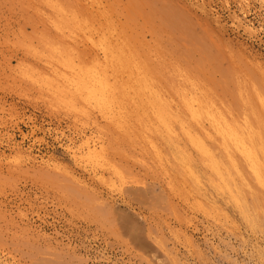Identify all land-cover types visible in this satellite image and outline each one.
<instances>
[{
	"label": "rangeland",
	"instance_id": "obj_1",
	"mask_svg": "<svg viewBox=\"0 0 264 264\" xmlns=\"http://www.w3.org/2000/svg\"><path fill=\"white\" fill-rule=\"evenodd\" d=\"M1 1H2V5L0 6V54H1V56H0V66H4V64L6 63V66H2V67H0V68H2L1 69V71H3V73L0 71V106H2V108L0 107V123H2L3 121H4V123H2V124H0V136H1V134L3 135V136H5L6 135V133L8 132V133H10V132H14V131H16L15 130V125H14V127L12 126L13 124H11V123H16V122H18L19 124H20V126L23 128L22 129V133L23 134H26L28 137H29V135H31L30 133H32V131H29V130H31V129H29L30 127H28V125H26V129H25V126L23 127V122L25 123L26 121L27 122H31V120H29L28 119V117L29 118H31V119H35L36 120V125L38 126L39 124V128H42V132L41 131H39L38 133H35V135L32 133V135H33V137H32V135L29 137V138H27L26 140H25V142L26 143H24V144H22V146L23 147H21V152L22 151H24L25 153L23 154V152L21 153L22 154V156L24 157H22L23 159H25V160H23L22 158H20L19 159V157L21 156V154L19 153V154H17L18 153V151L17 150H15V151H17L16 153H15V151H13V153L11 152V151H9V154H8V151L4 148V150H3V146H4V144H0V153H1V159H5V163L6 162H10V163H12L13 165H15V163H13V162H16V163H18V161L17 160H20L19 162H20V167H16V166H14V168H13V165L12 164H8V163H6L5 165H4V171H5V169L8 171V172H10V173H12L11 171L13 170V169H15V173H13L12 175H10V179H9V176H7L8 175V172L6 171V172H4L5 173V176L3 175V177H6L7 179V182H6V180L5 179H2V181H1V183H0V194L2 193V194H4V192H5V194L4 195H0V210H1V214H3V220L6 218V217H8L7 215H9V217H10V219L12 218V217H14V219H13V221L15 222V223H17V224H15L12 220H11V222H9L10 221V219H9V217L8 218H6V221L4 220H2L3 221V224L2 223H0V225H4V222H6L7 223V221H8V223L9 224H13L11 227H10V225H9V227L8 226H1L0 227V236H1V238H0V240L2 241V243H3V247H2V243H0V245H1V247H0V262H2L3 260H4V262H6V263H8V264H17L18 262H20L21 264L23 263V262H25V263H23V264H29L31 261L32 262H34L33 264H35V263H37V264H40L41 263V261L43 262V260L45 261V264H48V262H50L49 264H53V263H56V264H58V261L60 262V261H63V262H60V264H64V260L67 262V264H68V262H69V264H71L72 262V264H79L80 262H82V263H86V261H84V257L86 258V256H85V254L84 253H81V255L79 254V253H77V254H73V251H72V247L75 249L76 248V250H77V248H79L80 247V243H79V241H80V239H82L84 236H82L81 235V237H77V236H79L78 234H77V232H79V233H81L82 234V232H84L85 231V229H86V224L89 222V220L88 219H86L85 217L84 218H82L83 219V221H82V219H81V217L82 216H84L85 214H82L80 211H82L80 208H77V211H76V214L74 215V216H76V218L75 217H72L71 216V213L69 212V213H67V211L65 212V210H67L65 207H64V205L63 204H65V203H63L62 204V211L60 210L61 208H58V214L56 215L57 217L56 218H50L49 220L51 221H53V222H58V226L57 227H59V229L56 227L55 228V230H54V228L53 227H51V229H47V230H43V228H44V224H42V226H41V223H42V221H38L39 219H37V217H35V216H32V215H30L29 217V219H33L34 221H32V223H30V226L28 225V227L29 228H31V231H30V229H27V231H25V233L24 234H19V231L21 232V233H23V231L26 229V228H28L27 226H26V223L24 224V223H22L21 224V222H20V220H19V216H17V217H15L17 214L15 213L16 211H18V210H16V206H14L13 207V209H10V208H8V209H5V207H2V206H4V204L2 205V203H11L10 201V197H11V199H13L17 204H20V203H18L19 202V200H20V197H21V195L22 196H24V198L26 197H28V198H34V197H41V195H40V193L38 192V194L36 193V191H35V185L37 186H41V185H43V186H45V180H42L41 179V185H39V183H40V179L38 178L37 180H35L33 177V175L31 174V171H32V173L34 174V172L35 171H38V169H37V167L38 166H40V165H42L41 167H39V168H41V169H39V171L38 172H41V170H42V168H45V169H43V171H45L46 169H50V167L48 168V166L45 164V162H47V163H49L50 164V166L52 167L53 165V163L54 164H56L57 162L60 164H56V165H58V166H60L61 168H62V170L64 169V167H66L65 165H67V169H64V173L65 174H67V173H69V171L70 172H72L73 174L75 173V171L77 172H79V173H75L74 174V176H78L77 178L81 181H84L85 180V183H87L88 181H93L92 180V177H93V174L91 173V171L92 172H99V176H103V184H100V183H102V182H98V180L96 181V179H95V181L99 184V186H98V188H100L99 189V191L100 192H102V193H109V194H111V191L113 192L112 193V195L113 196H116L115 198H117V199H122V193L120 192V193H118L119 191H118V187H119V185H121L122 184V182L123 181H120L119 182V179H121V180H125L127 177H129V171L132 169V171H134L135 172V170L137 171V169L141 172V178L142 177H144V175H143V171L144 170H146L145 171V175H146V172L148 171V173L149 174H152V173H150V172H152L151 170L149 171L148 170V168L149 167H147V164H146V162L147 163H149L150 161H151V159L153 158L154 160H153V166H155V164L154 163H156V161L158 160L159 161V159H157V158H159V157H157L156 158V156H154V154L151 152L152 151V149H150V147L149 146H147L148 145V143H147V141L145 140V139H143L142 140V142L141 141H139V143H140V146L142 145V146H144V148L143 147H141V148H143L144 149V152H143V154L142 153H140V154H142L143 155V159L145 160L144 161V164L145 165H143V166H146V169H145V167H144V169L142 168L141 169V164H140V166H137V163H138V161H139V163H143V160L141 159L140 160V158H141V155L140 154H138L139 152V150L141 151V149H136V150H133V148H132V150H131V148H129V147H127L128 145H126V146H124V150L126 149V153H132V155H134L135 154V152L134 151H137V155L135 154L134 155V158L133 159H128L129 161V163H128V166H126L127 165V163H124V161H123V159L121 160V161H119V159H121L119 156H117L116 157V155H113V153L112 152H116V149H119V151H121V153L123 152V150L121 149L122 147H121V144H122V140H121V137L118 139L117 138V136L119 135V136H122V135H120V133L122 134L123 133V131H124V129L121 127L122 125H123V123H124V125H125V122L128 120V118H130L129 119V121H127L126 122V126L125 127H127V126H129V124L131 123L133 126H135L137 129H138V127L136 126V123H137V125L139 126V129H138V132L141 134V133H145V131H149L150 129H154V126H155V128H156V130H158V127L160 128V129H163V127H165L164 126V124L168 121V119H167V116H165L166 117V122L164 123H162L161 125H160V123H158L157 122V120L156 119H154L156 122H157V124H156V122H154V120L152 121V122H149V121H151V119H148L149 117L151 118L152 117V115L150 116V114L151 113H153L152 112V109L150 108V110H151V112L150 111H148L149 110V107H151L149 104L148 105H145V109H144V106L142 107V104L144 103V100H142L143 101V103H139V101L141 102V100L139 99V101L137 100V102L136 103H138L139 105H137L136 103H134L133 105H129V104H127L126 102H128L129 100H130V98H128L127 99V97L122 93V90L120 89L119 90V84L120 83H122V39H125V40H127V43H129V44H131L132 46H134L135 47V49L136 50H138L137 51V53H143L142 51H143V49H146V48H143L142 47V44H141V41L142 42H144L146 45H148L149 47H150V44L152 43L153 45H151L152 47H155L154 49L156 50V48L158 47H156V46H154V45H156L157 43H160V45H161V48H162V50L161 49H159V47H158V49L159 50H161V52L163 53L164 51H165V54L167 53V51L165 50V49H167L168 50V53L166 54V55H164L165 57H166V59H167V55L169 54V61L171 62L172 61V58H171V47L172 46H169V44L171 45L172 44V39L170 40V41H167L168 39H167V35H166V31L167 32H169V30H171V32L173 31V29H174V31L173 32H175V33H173L172 32V34L174 35V34H176V31L177 32H179L180 33V31H178L177 29H180L181 27H179V25H178V27L179 28H177V29H175L176 27H174L173 25H171L170 23L174 20V19H178L177 21H179V20H181L180 22H179V24H181V26L182 27H184V26H187V24H188V27L190 26L191 27V25L193 24V26H194V28H193V31H194V33L193 34H200L201 35V33H203V32H208V33H210L212 36H213V39H214V41H216V44L219 46V49H220V52H222V53H225L226 55H227V57L229 56V55H231L233 58H237V57H241L244 61H242V59H240V61H241V63L240 64H242L243 62V64L242 65H244V67H246V68H248L249 69V71L250 70H252L253 69V67H254V69L252 70L253 72L255 71V72H257L258 71V69H261V70H263L264 69V0H150V2H148L149 0H99V2L97 1V0H82V1H85V3L83 2H81V4L82 5H87V3H89L87 6L89 7V10H87V11H82V12H78V10H77V12H73L74 11V9L71 11V13H70V15H69V9L71 8V7H73V6H75L76 5V3H73V4H70V3H67V1H63V0H46L47 2H45V3H43L44 1L43 0H41V2L40 3H43V4H38V2H39V0H38V2L36 1V0H16V2L13 0H5V1H3V0H0V4H1ZM12 1V2H11ZM28 1V2H27ZM33 1V2H32ZM37 3H36V2ZM52 2V4H50L49 5V2ZM69 1H72V0H69ZM86 1H87V3H86ZM96 1V2H95ZM153 1V2H152ZM154 1H155V3H154ZM172 1V2H171ZM5 3V6L3 7V5H4V3ZM6 2H9V4L8 3H6ZM92 2H94L95 4H96V6L94 5V8H92L91 7V4H92ZM130 2V3H129ZM166 2H170L169 3V5L168 4H166ZM17 3L18 4V6H17V4L15 5V4ZM33 3V4H32ZM46 3H48L47 5H46ZM147 3H149V4H151V5H153V9L150 7V9L148 8L149 6H148V4ZM14 4V5H13ZM25 4H27V5H25ZM37 4V6L39 7V8H42L43 9V12H41L42 10H40V9H38V7H36L35 5ZM156 4V6L158 7V8H156V6H154ZM161 4H163L162 5V8H166L167 6H168V10L167 9H165V12L164 11H162V10H164V9H162L161 8V12H164V15H162L161 13H158L159 14V16H157V13H156V11L155 10H157V12L158 11H160V5ZM46 5V6H45ZM57 5H60V6H57ZM68 6V8L69 9H67L66 7ZM150 5V6H151ZM24 7V10L22 9L23 7ZM35 6V7H34ZM45 6V7H44ZM47 6H49V8H47ZM51 6V7H50ZM55 6H56V8H55ZM77 6V5H76ZM81 6V5H80ZM80 6H78L79 8H80ZM166 6V7H165ZM173 6H174V8L176 9V7L175 6H177V8H181V11H183V12H181L180 10V14L178 13V11H176L175 12V10H174V8H173ZM13 7V8H12ZM17 7V8H16ZM20 7V8H19ZM22 7V8H21ZM29 7V8H28ZM53 7V8H52ZM58 7V8H57ZM78 7L76 8V9H78ZM155 7V8H154ZM16 8V9H15ZM63 8H65V9H63ZM147 8V9H146ZM25 9H26V11L28 12V13H26V11H25ZM27 9H29V10H27ZM56 9H57V11H59V12H56ZM62 9V10H61ZM172 9L174 10V11H172ZM68 11V15L66 14L67 12L66 11ZM147 10V11H146ZM152 10L153 12H154V15L156 14V16H155V21L153 22V20H154V15H153V17L152 18H150L149 16H150V11ZM176 10H178V9H176ZM15 11H16V13H15ZM19 11V12H18ZM25 11V12H24ZM32 11V12H31ZM38 11H39V13L41 14V13H43V15L41 14H39L38 13ZM66 13H65V12ZM24 12V13H23ZM64 12V14L66 15V16H62V13ZM72 12H73V14H72ZM147 12V13H146ZM173 12H175V13H178L177 14V16H175V17H178V18H175L174 17V15H173ZM23 13V15L25 16V18L26 19H24V17H23V15H21ZM26 13V14H25ZM33 13V15H31V14ZM44 13H46V15L44 14ZM76 13V14H75ZM168 13H170V14H168ZM28 14V15H27ZM59 14V15H58ZM61 14V15H60ZM153 14V13H152ZM152 14H151V16H152ZM181 14H183V16L185 17H183ZM18 17H23L22 19L21 18H16L17 16ZM21 15V16H20ZM26 15H27V17H26ZM35 15V16H34ZM72 15V16H71ZM162 15V18H163V21H162V19H160V16ZM167 15H168V17L170 18H173V20L172 21H169V20H171V18L168 20V17H167ZM172 15H173V17H172ZM181 15V16H180ZM187 15H188V17H187ZM39 16V17H38ZM42 16H44V17H42ZM14 17H15V19H14ZM33 17H34V20H32L33 19ZM63 17H65V18H63ZM157 17V18H156ZM32 20H30V19ZM36 18V19H35ZM149 18V19H148ZM162 21H160L159 19ZM192 20V21H190V19ZM17 19V20H16ZM151 19H153V20H151ZM19 20V21H18ZM26 20V21H25ZM149 20H151V21H149ZM18 21V22H17ZM34 21V22H33ZM161 23H160V22ZM167 21H169V22H167ZM184 21L187 23V24H185L184 23ZM21 22V23H20ZM25 22V23H24ZM30 22H32V23H30ZM144 22H148L149 23V25L151 26L152 25V29L151 28H149L148 27V25H147V23H146V25L144 24ZM150 22H151V24H150ZM156 22V23H155ZM189 22V23H188ZM191 22H192V24H191ZM5 23H7L6 25H8V24H10L11 23V25H8V27L10 26V28H11V30H10V28H7V26H5ZM13 23H15V24H13ZM18 23V24H17ZM20 23V24H19ZM23 23V24H22ZM110 23L111 24H115V25H110ZM130 23V25H128ZM153 23V24H152ZM159 23V24H158ZM162 23H164V27H163V25H162ZM21 24H22V26H21ZM28 24V25H27ZM35 24V25H34ZM45 24V25H44ZM173 24V23H172ZM5 27H4V26ZM30 25V26H29ZM48 25V26H47ZM49 25H51V26H49ZM52 25H58V26H56V27H59V25H60V28L58 29V28H56V30L57 31H55L54 30V26H52ZM2 26H3V30H2ZM28 26H29V28H28ZM115 26V27H114ZM146 26V27H145ZM173 26V27H172ZM192 26V27H193ZM20 27V30L19 29H17V28H19ZM32 27L33 28H35L34 29V31H33V29H32ZM51 28V32H47V31H49V29ZM149 29H148V28ZM158 27H160L159 29H158ZM167 27L168 28H170V29H168V30H166L167 29ZM7 28V29H6ZM22 28H24V29H22ZM46 28V29H45ZM141 28L143 29H145L146 28V30H144L143 29V31L141 30ZM156 28L158 29V31L156 30ZM4 29H6V33H3V31H4ZM9 29V30H8ZM32 29V30H31ZM60 29H63V31L61 30L60 32H59V30ZM162 29V30H161ZM13 30V31H12ZM14 30H16V31H14ZM22 30H24V31H22ZM38 30H40L39 32H38ZM47 30V31H46ZM155 30V31H154ZM166 30V31H165ZM176 30V31H175ZM182 30V29H181ZM37 31V32H36ZM44 31V32H43ZM55 31V32H54ZM163 31V32H162ZM8 32V33H7ZM11 32V33H10ZM24 32V33H23ZM30 32H34V34H36V35H33L32 33H30ZM43 32V34H41ZM57 32V33H56ZM58 32H59V34H61V32H62V36L65 38V41L68 43V47L70 46V45H72V43H74V41L76 40L77 41V43L78 44H76V45H78L79 46V50H81V51H84V52H86L87 50H93V52H92V54H90V55H88V56H85V58H84V61H82V62H80V60H79V62L81 63H79V62H76V61H78V60H76L75 61V58L73 57V61H71V59L72 58H69L68 57V59L67 58H64V55H63V57H62V54L66 51L67 52V50H65L64 48H62V49H60L61 48V46H59V44L58 43H54V38H55V36H54V34L56 35V36H58ZM65 32V33H64ZM143 32V33H142ZM153 32H155V34H154V36H157V38H156V41L154 40V39H152V40H150V38H151V34L153 33ZM17 35H16V34ZM18 33L20 34V35H18ZM24 35H23V34ZM29 33H30V35H29ZM41 34V39H40V37H39V35ZM47 33H48V35H47ZM52 33V34H51ZM156 33H159L158 35H160V36H163V37H160V36H158ZM170 33V32H169ZM168 33V34H169ZM5 34H7V35H5ZM45 34V35H44ZM50 34V35H49ZM64 34H65V36H64ZM69 34V35H68ZM171 34V35H172ZM4 35L5 36H8V38H9V41L12 43L11 45H10V43H9V41L7 40V37H6V40L8 41L7 42V44L9 45H7L6 44V42H5V37H4ZM172 35V36H173ZM1 36H3V37H1ZM25 36H27V37H25ZM69 36V37H68ZM71 36V37H70ZM22 37V38H21ZM30 37H32L33 39H34V37H37V40L35 39V40H32V42H31V44H30V46H27V47H29V49H30V47L32 46V44L34 45V46H32V47H34L33 49H35V51H36V56H37V53L39 54L38 55V58H39V60H40V57H41V60H40V62H37L38 60V58L36 57V56H33L34 57V59H36V60H34V59H30V57H31V55H34V54H32L31 52L33 51V49H30V55L28 56V53H29V49L25 46V45H28L29 44V42L31 41L30 39H32V38H30ZM75 37V40L74 41H72L73 40V38ZM166 37V41L165 40H163L164 38ZM169 37H170V34H169ZM1 38H3L2 40H1ZM18 38V39H17ZM20 38V39H19ZM27 38V39H26ZM30 38V39H29ZM43 38V39H42ZM69 38H71V39H69ZM144 38V39H143ZM24 39H26V40H24ZM38 39H40V40H38ZM137 39V40H136ZM4 40V41H3ZM29 40V41H28ZM136 40V41H135ZM2 41V42H1ZM24 41L26 42V43H24ZM3 42H5V44L3 43ZM27 42H28V44H27ZM42 42V43H41ZM157 42V43H156ZM170 42V43H169ZM163 43V44H162ZM22 44H23V46H22ZM55 44V45H54ZM57 44H58V48H57ZM6 45V46H5ZM159 45V46H160ZM163 45V46H162ZM13 46H15V47H13ZM25 46V47H24ZM17 47H18V49H17ZM21 47V48H20ZM60 47V48H59ZM110 48L111 50H113L112 52V56L113 57H115V58H118V57H120L118 60H111V61H109V57H110V49L108 50H106V48ZM17 50H16V49ZM23 48V49H22ZM21 49V50H20ZM66 49H68V48H66ZM170 49V50H169ZM7 50V51H6ZM15 50V51H14ZM23 50V51H22ZM64 50V51H63ZM86 50V51H85ZM1 51H3V52H1ZM5 51V52H4ZM21 51V52H20ZM26 51V52H25ZM34 51V52H35ZM8 52V53H7ZM13 52V53H12ZM23 52V53H22ZM33 52V53H34ZM66 52L64 53V54H66ZM83 52V53H84ZM148 52H150V50H148ZM4 53V54H3ZM5 53H7V54H5ZM12 53V54H11ZM22 55H21V54ZM108 53H109V55H108ZM162 53H160L161 55H162ZM178 52H176V54H177ZM181 53H183V54H181ZM9 54H10V56H12V57H10L9 56ZM146 54V53H145ZM159 53H158V55H160ZM175 54V57L176 56H178V57H176V61H177V58H179V61H180V59H181V65L179 64V66H181V67H178L179 69H180V71H181V73L183 74V75H187V76H190V78L192 79V74H194V69L193 68H191L192 66L194 67V64H191V63H189L188 61V65H190L191 67V73H190V70L188 69V71H189V74H188V72H186V68H189V66H187V63L185 62V60L184 59H186L187 58V55L184 53V52H179L178 53V55H176ZM3 55V56H2ZM4 55H6V56H4ZM15 55H16V58H14L15 57ZM20 55V56H19ZM67 55V54H66ZM93 55H97V57H98V59L100 60V63L98 64L97 62H94L93 60H92V56ZM182 55H184V56H182ZM212 55L213 56H215L216 54H215V50H213V52H212ZM8 56V57H7ZM145 56H148V55H145ZM164 56H159V58L160 57H162V59L160 60V61H163L164 60ZM19 57H20V59H19ZM27 57H28V59H27ZM33 57H31V58H33ZM62 57V58H61ZM66 57V56H65ZM164 57V58H163ZM173 57V56H172ZM184 57V58H183ZM191 58V56H189L188 55V58ZM6 58V59H5ZM10 58H12V60L10 61V63L8 64V59ZM21 58H24L23 59V61H22V59ZM60 58L63 60V62H65L66 61V59L67 60H69L68 62H72V64H71V62L70 63H68V64H71V65H65V64H67V63H65V64H63L62 63V61H60ZM109 58V59H108ZM198 58V60H196ZM199 56L197 57H195V58H192L191 59V62H193V60H196V61H199ZM18 59V60H17ZM25 59L28 61V62H25ZM113 59V58H112ZM183 59V60H182ZM2 60H5V61H3V64H1L2 63ZM65 60V61H64ZM187 60V59H186ZM188 60H190V59H188ZM238 60H239V58H238ZM19 61V62H18ZM21 61V62H20ZM34 61V62H33ZM36 61V62H35ZM42 61H44V63L43 64H41L42 63ZM57 61H58V63H57ZM59 61H60V63H59ZM23 62V63H22ZM30 62V63H29ZM32 62H33V64L35 65L36 63V66L37 67H39V68H37V70H35L36 68H35V66L32 64ZM46 62H48V63H52L54 66H55V68H56V72H58L59 74L57 75V73L55 74V73H52L50 70H48L49 68H50V64H49V67H48V69H47V67H45L46 65H47V63ZM67 62V61H66ZM73 62L75 63V64H73ZM155 62V61H154ZM170 62H166L167 63V65H165V64H163V67L164 68H167L168 67V65L169 66H171L172 65V63L174 64V66L173 67H175L177 64H176V62H175V59H173V61L171 62V65H170ZM211 62H212V60H211ZM210 62V64L212 65V63ZM225 62H227V61H225ZM245 62H247V63H245ZM22 63V64H21ZM79 63V64H78ZM157 63V62H156ZM165 63V62H164ZM208 63V62H207ZM257 63H258V65H257ZM34 66V68L32 69V65ZM46 64V65H45ZM159 64V63H158ZM158 64H157V67H159L158 66ZM248 65V67H247V65ZM260 64V65H259ZM53 65H51V66H53ZM72 65H74V67L72 66ZM75 65H77V66H75ZM159 65H161V63L159 64ZM221 65V64H220ZM223 66H217L218 68L217 69H219V70H216L215 68H211L208 64L206 65V67L208 68V69H210L209 70V72H210V74H209V72H208V70H207V72H206V70H204L205 71V75H206V73H208V75H206V77L204 76V72H203V76L201 77L200 76V79H202L203 80V78L205 79V78H208V79H210L209 81L206 79V82L208 81V83H210V81L212 82V80H211V78L213 79V78H216L217 80H219L220 78H218V77H220L219 75H222V73H223V76H222V78H221V81H223V83H219V84H223L224 85V83H225V86L223 87V88H221L222 86L221 85H219V87L222 89H219L218 88V86H214V85H218V84H214V85H208L205 81H203V82H205V85H208V87L206 86V88H208V89H210L211 91H212V93H215V91H216V89H217V91H216V93H217V95H218V97H217V99H220V102H219V100L216 102L217 104H221L222 105V107H225V106H223L224 104L222 103V102H225V101H227V99H228V97L226 96L227 94H229L228 96H232L231 98V100H233L234 99V101H230V99H229V101H227L226 102V104L227 105H229L230 106V108H231V113L233 112H235L234 110L236 109V105L239 107V105H238V101L234 98L235 97V94H236V92H235V85L233 84V83H235V81L234 80H236L237 79V77H239V75H238V71L237 72H232V71H227L228 69V62L227 63H223L222 64ZM241 65V66H242ZM251 65H253V66H251ZM30 66V68L29 69H27V75L26 74H24V72H26L25 70H26V68H28ZM79 66V67H78ZM165 66H167V67H165ZM263 66V67H262ZM104 68V69H107V72H108V80L109 81H107V83H108V88L106 87V89L108 90L109 89V91L110 92H108L106 89L105 90H100V87L98 88H95V86L97 85H95V83H93L92 82V80H91V78H92V75L94 74V72H96L97 70V68ZM160 67H162V66H160ZM162 67V68H163ZM172 66L171 67H168V69H172L173 68ZM186 67V68H185ZM210 67V68H209ZM213 67V66H212ZM222 67V68H221ZM244 67H242L241 69H243L244 70ZM249 67H251V68H249ZM257 69H256V68ZM259 67V68H258ZM46 68V69H45ZM96 68V69H95ZM163 68V69H164ZM174 69L173 70V72H175V70H179V69ZM207 68H205V69H207ZM245 68V72L247 73V71L246 70H248V69H246ZM6 69V70H5ZM170 69V70H171ZM215 69V70H214ZM221 69V70H220ZM222 69L224 70V69H227L225 72H227V74H229L230 76H234L235 74L236 75H238L237 77H236V75H235V77L234 78H236V79H234L233 77V81H231L230 79H231V77H229V76H226V74L224 75V73L225 72H223L222 71ZM34 70H35V72H34ZM164 70H166V69H164ZM170 70H168V72H170ZM213 70H214V72H213ZM260 70V71H261ZM32 73H31V72ZM36 71H38V72H36ZM47 71V72H46ZM49 71V72H48ZM216 71V72H215ZM220 71V72H219ZM243 71V73H240L241 72V70L239 71V74L240 75H242V74H244L245 72ZM260 71H258V73L260 72ZM167 72V71H166ZM193 72V73H192ZM229 72V73H228ZM231 72L234 74H232L231 75ZM252 72V73H253ZM254 72V73H255ZM263 73L262 74H264V71H262ZM179 73V72H178ZM216 73V74H215ZM217 73H218V75H217ZM254 73H253V75H254ZM261 73V72H260ZM4 74H6V75H4ZM170 74H172V70H171V72H170ZM175 74H177V72L175 73ZM175 74H172V75H170V77H169V74H167L168 76V78H170V80H172V78H174V76H175ZM191 74V75H190ZM215 75V77H212V76H214ZM248 74L249 75H252V74H250V72H248ZM8 75H9V77H8ZM29 75V76H28ZM179 75V74H178ZM178 75H176V76H178ZM256 75H258V74H256ZM260 75V74H259ZM10 76H11V78H10ZM58 76H59V80H60V78H63V79H61V80H65V79H67V78H75V81H74V86L72 87H70V89H71V92H73L74 93V95L73 96H61V97H59V96H56V95H54L53 93H52V91H51V93H50V91L46 94V91L48 90H46V88L48 87V88H51L53 85H55L54 83L56 82V80L58 79ZM160 77H161V75H159ZM175 76V77H176ZM194 76V75H193ZM166 77V78H167ZM224 77H225V79H224ZM227 77H228V80H227ZM9 78V79H8ZM14 78V79H13ZM161 78H165V77H161ZM166 78L164 79V80H166ZM168 78H167V80H168ZM176 78H178V77H176ZM175 79V78H174ZM14 80V81H13ZM26 80H27V82H26ZM58 80V81H59ZM170 80H168V81H170ZM177 80H180V78L179 79H177ZM188 81H189V78L187 79ZM230 80V81H229ZM63 81H60V82H63ZM176 81V80H175ZM191 82H193L194 80L192 79V80H190ZM189 81V82H190ZM214 81V80H213ZM220 81V80H219ZM220 81V82H221ZM229 81L230 83V85L229 84H226L227 82ZM6 82V83H5ZM7 82H8V85H7ZM15 82V83H14ZM118 82H120L119 84H118ZM167 82V81H166ZM171 82H173V80L172 81H170V83ZM10 83H12V84H10ZM26 83V84H25ZM28 83V84H27ZM57 83V82H56ZM217 83H218V81H217ZM22 84V85H21ZM116 84H118V85H116ZM233 84V85H232ZM8 86V89H7V86ZM14 85H16V88H15V86ZM30 86L31 87V90L29 91L30 93H27V86ZM33 85H35V86H33ZM189 85H190V83H189ZM189 85H187L188 87H187V89H189V87H191V86H189ZM22 86V87H21ZM41 87L42 86V91L39 89V90H37L36 89V91H34L35 90V88L34 87ZM51 86V87H50ZM116 86H118V87H116ZM210 86V87H209ZM26 87V88H25ZM39 87V88H40ZM44 87H45V89H44ZM113 87H115V89H113ZM227 87H228V89H227ZM5 90H4V89ZM19 88V89H18ZM23 88V89H22ZM215 88V89H214ZM225 88V89H224ZM230 88V89H229ZM232 88V89H231ZM11 89V90H10ZM16 89H18V90H24L23 92L22 91H18V90H16ZM30 88L28 87V90H29ZM219 89V90H218ZM13 90H14V92H13ZM15 90H16V92H15ZM43 90H44V92H45V94H43ZM209 90V91H210ZM215 90V91H214ZM220 90H221V92H224V93H222L221 94V92H220ZM226 90H228V91H225ZM231 90H234L233 92H231L230 93V91ZM8 91V92H7ZM11 91V92H10ZM31 91H32V94H31ZM38 91H41L42 93H40V94H38L37 92ZM210 91V92H211ZM120 92V93H119ZM220 94H219V93ZM235 92V93H234ZM5 93V94H4ZM12 93V94H11ZM19 93H21V95H20V97H22V94H26L25 95V97L27 96V98H29L28 99V101H26L27 100V98H24V95H23V98H22V100H21V98L20 97H18V96H14V95H19ZM35 93V94H34ZM38 95H37V94ZM70 93V92H69ZM215 93V94H216ZM253 92H252V90H251V94H252ZM28 94H29V97H28ZM31 94V95H30ZM34 94V95H33ZM41 94H42V96H41ZM121 94V95H120ZM123 94V95H122ZM4 95V96H3ZM7 95V96H6ZM220 95H221V97H222V95H224L223 97H224V99L223 100H225V101H222V98L220 97ZM30 96L33 98L34 96V98L33 99H35V100H32V99H30ZM134 96V95H133ZM225 96H226V98H225ZM16 97V98H15ZM51 97H53V98H51ZM56 99H55V98ZM220 97V98H219ZM11 98H14V99H11ZM123 98H125V99H123ZM26 99V100H25ZM5 100H6V102H5ZM52 100H55V101H52ZM126 100V101H125ZM128 100V101H127ZM236 100V101H235ZM21 101V102H20ZM25 101V102H24ZM30 101V102H29ZM31 101H36V102H39V103H36V102H31ZM123 101V102H122ZM222 101V102H221ZM5 102V104H3ZM22 102H24V103H22ZM27 102V103H26ZM28 102H29V104H28ZM44 102H46V103H44ZM47 102H49V105H47L46 106V104H48ZM131 102V101H130ZM233 102L236 104H233ZM1 103H2V105H1ZM18 103V104H17ZM32 103V104H31ZM92 103V104H91ZM125 104V107H124V104ZM129 103V102H128ZM132 103V102H131ZM20 104V105H19ZM35 104H36V106H35ZM44 104V105H43ZM52 104H54V107H53V105ZM61 105V106H59V105ZM136 104V105H135ZM145 104V103H144ZM235 105L234 107L233 106H231V105ZM240 104V103H239ZM30 105H33L34 107H35V109H34V107L32 108V106H30ZM39 105V106H38ZM42 105V106H41ZM88 105H90V109H89V107H88ZM135 105V108L133 109V107L132 106H134ZM16 106H17V108H16ZM22 106H23V108H22ZM44 106H46L47 108H48V110H51V111H46V110H44L43 109V107ZM49 106V107H48ZM58 106V107H57ZM83 106H87V107H83ZM129 106H131V108L130 109H133L132 111H129V112H131V113H127V111L128 110H130L129 109ZM137 106V107H136ZM139 106V107H138ZM140 106H141V108H143V109H141L140 110ZM147 106H148V108H147ZM19 107V108H18ZM21 107V108H20ZM51 107H53V108H51ZM92 107V108H91ZM127 107H128V110H127ZM12 108H15V110L14 109H12ZM27 108V109H26ZM37 108V109H36ZM45 108V107H44ZM46 108V109H47ZM137 108H138V110H137ZM228 108V109H227ZM227 108H225V110H223V112H224V114H226V113H228L227 115L229 116L230 115V110H229V107L227 106ZM2 109H3V111H2ZM11 109V110H10ZM23 109L25 110V111H23ZM32 109V110H31ZM38 109H41V111L39 110L38 111ZM58 109V110H60V111H58V113L60 114L61 112H62V115L60 114V116L58 117V116H54V117H51V116H53L54 115V113L55 114H57V111L56 110ZM85 109V110H84ZM239 109V108H238ZM19 110V112H17ZM35 110H37V111H35ZM42 110H44V112L42 111ZM54 110V111H53ZM87 110V111H86ZM127 113H122V112H124V111ZM135 110V111H134ZM137 110V111H136ZM226 110H229V111H226ZM237 110V109H236ZM22 111L24 112V113H22ZM34 112V114L32 115L31 113H33ZM84 111V112H83ZM86 111V112H85ZM133 111L135 112L134 114H135V117L133 116L134 114H133ZM141 112V113H139V112ZM226 111V112H225ZM17 113V115L18 116H16V113ZM39 112V113H38ZM43 112V113H42ZM48 114H47V113ZM54 112V113H53ZM138 112V115L136 114ZM148 113V116L149 117H147V120L145 119L146 117H144V115L145 114H147ZM124 114V115H126L127 117V119L125 118V117H123L124 119H126V121L124 122V121H122L123 119H122V117L120 116V115H122V114ZM150 113V114H149ZM22 114V115H21ZM47 114V115H46ZM50 114V115H49ZM131 114H133V115H131ZM141 114H142V116H143V118H142V116H141ZM44 115V116H43ZM65 115V116H64ZM68 115H70V117H71V119H72V121H71V119L69 118V116ZM131 116V117H129V116ZM26 116V117H25ZM33 116V117H32ZM62 116V117H61ZM68 116V117H67ZM139 116V117H138ZM156 116V118H158V116H162L161 115V113L159 114H155V115H153V118ZM13 117H15L14 118V120H13ZM18 117V118H17ZM23 117V118H22ZM40 117V118H39ZM47 117V118H46ZM66 119V117L67 118H69L70 119V121H69V119L67 120H64V118ZM112 117L114 118V119H112ZM120 117V118H119ZM163 117V116H162ZM17 118V119H16ZM22 118V119H21ZM27 118V119H26ZM53 118V119H52ZM54 118H56V119H54ZM63 120H62V119ZM119 118V119H118ZM131 118H135L134 120H131ZM145 119L144 121L142 120V123L143 122H145V121H147L148 122V124H149V126H147L148 124H147V122H145V124L143 123H141L140 124V122L138 121L139 119ZM7 119V121H5ZM58 119H60V122L59 121H56V120H58ZM111 119H112V121H111ZM117 119V120H116ZM159 119H161L162 120V118H159ZM163 119H165V118H163ZM3 120V121H2ZM18 120V121H17ZM20 120V121H19ZM29 120V121H28ZM79 120V121H78ZM113 120H116L115 122H113ZM120 120V121H119ZM149 120V121H148ZM161 120H160V122H161ZM10 121V125L8 124V122ZM15 121V122H14ZM39 121V122H38ZM41 121H44V122H41ZM95 121V122H94ZM121 121H122V123H121ZM133 123H132V122ZM138 121V122H137ZM162 121H165V120H162ZM5 122H6V125L7 126H3V124H5ZM47 122V123H46ZM53 122V123H52ZM56 122V123H55ZM94 122V123H93ZM169 122V121H168ZM41 123H43V124H41ZM55 123V124H54ZM112 123V124H111ZM114 123L116 124V125H118L117 127H116V125H114ZM121 125H120V124ZM139 123V124H138ZM68 124V125H67ZM70 124H71V126H70ZM2 125V126H1ZM30 125V124H29ZM42 125V126H41ZM50 125V126H49ZM57 125H58V127H57ZM115 126L116 127V130L115 131H112V132H115L116 134H118V132H119V134L116 136V135H113V134H110L109 135V131L108 130H114L115 129V127H112V126ZM123 125V126H124ZM146 125V126H145ZM151 125V126H150ZM44 126V127H43ZM47 126V127H46ZM52 126V128H50ZM56 126V127H55ZM69 126V128H67V127ZM144 128H143V127ZM158 126V127H157ZM2 127V128H1ZM3 127H5L4 129H3ZM10 127H12V128H10ZM103 127H105V129L103 128ZM114 128V129H108V128ZM118 127H120V128H118ZM145 127H147L146 129H145ZM149 127H150V129H149ZM9 128V129H8ZM47 128H49V129H47ZM107 128V129H106ZM121 128H122V132H121ZM140 128H142L143 129V131H142V129H140ZM6 129V130H5ZM9 131H8V130ZM13 129H14V131H13ZM46 129V130H45ZM53 129V130H52ZM56 129V130H55ZM59 129H60V132H59ZM120 129V130H119ZM11 130V131H10ZM62 130H64V131H62ZM119 130V131H118ZM141 130V131H140ZM145 130V131H144ZM4 131L6 132V133H4ZM50 131H51V134H50ZM53 131V132H52ZM95 131V132H94ZM96 131H99V132H96ZM103 131H105V134H106V132L108 131V134H106V137H104L105 135H103V133L101 134V132H103ZM117 131V132H116ZM159 131V130H158ZM47 132V133H46ZM48 132H49V134H50V136H49V134H48ZM57 132V133H56ZM111 132V131H110ZM150 132H152V131H150ZM44 133V134H43ZM59 133V134H58ZM61 133H63V134H61ZM11 134V133H10ZM18 134V136H17V138H16V142H21V140H22V138L20 137V135H19V133H17ZM46 134V135H45ZM53 134H55V135H53ZM143 134H141V135H143ZM146 134V133H145ZM144 134V136H146L147 134L148 135H150V133L148 132L146 135ZM38 135H39V137H38ZM65 135H67V136H65ZM69 135V136H68ZM108 135V136H107ZM113 135V136H112ZM140 135V136H141ZM47 136V137H46ZM52 136L54 137V138H52ZM57 136V137H56ZM65 137V138H62V137ZM103 136V137H102ZM118 136V137H119ZM6 137V136H5ZM4 137V138H5ZM20 137V138H19ZM42 138V139H40L39 141H38V139H35V138ZM51 137V138H50ZM59 137V140L57 139ZM61 137V138H60ZM107 137H108V139L110 140V138H111V140L113 141V137H115L116 139H114L115 140V142H116V140L117 141H119V140H121V141H119V143H121V144H119V143H113L114 145H116V146H118V144H119V146L121 147H116V146H114L113 144H112V141H110L109 142V140L107 139ZM44 138L46 139V140H44ZM56 138V139H55ZM67 138V139H66ZM73 138V139H72ZM103 138V140L105 141L104 143H102L103 142V140H101V139ZM106 138V139H105ZM2 139V137H0V140ZM31 139H32V141L34 142V145H35V149H33V151H32V156L33 157H31L30 155H31V153H29L30 151V149H28L33 143H32V141H31ZM50 139V140H49ZM69 139H72V140H70V141H68ZM42 140H44V142L42 141ZM52 140V141H51ZM57 140V141H56ZM67 140V141H66ZM107 140V141H106ZM148 140V139H147ZM29 141V142H28ZM67 143H66V142ZM144 141V142H143ZM35 142H38V143H35ZM52 142V143H51ZM60 142V143H59ZM101 142V143H100ZM29 145H28V144ZM41 143H42V145H41ZM70 143V144H69ZM74 143V144H73ZM89 143V144H88ZM111 145H109V144ZM44 144V145H43ZM47 144L49 145V146H47ZM104 144V145H103ZM2 145V146H1ZM25 145V146H24ZM37 145V146H36ZM59 145V146H58ZM65 145V146H64ZM71 145H73L74 147H72ZM93 145L96 147V148H102V146H103V149H105L106 150V152H108V153H110L111 152V154H109L108 156V158H110V160L108 161H105V162H103V163H100V167H97L96 166V163H97V160L96 161H94V163H95V165H93V162L92 161H89V163H91V164H89L88 163V161L86 162V161H84V164L83 165H79V164H82L83 162V160H86V159H79V157L83 154V153H85L86 151H87V148L88 147H93ZM54 146V147H53ZM66 146L67 147H70L69 148V151H67V149H66ZM87 146V147H86ZM101 146V147H100ZM114 146V147H113ZM139 145H137L136 144V147L135 148H137V147H140ZM147 146V147H146ZM45 149H44V148ZM59 147V148H58ZM116 147V148H115ZM130 147H132L131 145H130ZM146 147V148H145ZM25 148V149H24ZM43 148V149H42ZM48 148V149H47ZM55 148V149H54ZM57 148V149H56ZM71 148H72V150H74L75 151V154L77 155V158L79 159V161H76L75 159H73V157H72V151L70 152V150H71ZM113 148H115V150L113 149ZM127 148L128 149H130V150H128L127 151ZM149 149V153H147V151H146V149ZM53 149V150H52ZM59 149H60V151H59ZM62 149L64 150V152H62ZM121 149V150H120ZM2 150V151H1ZM26 150L27 151H29V152H26ZM51 150L53 151V152H51ZM54 150H55V152H54ZM99 150H101V149H99ZM5 151V152H4ZM37 151V152H36ZM43 151V152H42ZM48 151V152H47ZM73 151V152H74ZM129 151H132V152H129ZM145 151H146V155L148 156V157H150V156H152V157H150L149 158V160H146V159H148V157L146 158V155H145ZM165 150H161V153L163 154H165V152H164ZM2 152H3V154H6V156H3L2 155ZM7 152V153H6ZM47 152V153H46ZM68 152V153H67ZM70 152V153H69ZM142 152V151H141ZM150 152H151V155H150ZM26 153L27 154H29V155H26ZM36 153V154H35ZM50 153H51V155H50ZM62 153V154H61ZM67 153V154H66ZM108 153H106V154H108ZM124 153V155L126 154L125 152H123ZM41 156H40V155ZM47 154V155H46ZM115 154V153H114ZM149 154V155H148ZM163 154V156L165 157V155ZM166 154H167V152H166ZM8 155V156H7ZM12 156V157H14V159L12 158V157H10V156ZM37 155V156H39V157H35V156ZM55 155V156H54ZM57 155V156H56ZM64 155V156H63ZM168 155V154H167ZM17 156H18V159H17ZM26 156H28V157H26ZM47 156H49L48 158H47ZM68 156L69 157H71V158H68ZM79 156V157H78ZM111 156H115L113 159L111 158ZM135 156H136V158H135ZM144 156H145V158H144ZM162 156V155H161ZM162 156V157H163ZM176 156H179L177 153H176V151H174V149H172L171 150V157L172 158H175ZM6 157H7V159H6ZM43 157V158H42ZM51 157V158H50ZM54 157V158H53ZM57 157V158H56ZM59 157H61V158H59ZM66 157V158H65ZM138 157H139V160L138 161H136V162H134V163H131V162H133V160L135 161V159L137 160L138 159ZM163 157V161H162V163L163 164H166L165 163V161H164V158ZM169 156H167L166 158L167 159H169L170 160V163H171V161L173 162V163H175V161L174 160H172V158H168ZM27 158H30V159H32V158H35V159H33V160H29V159H27ZM42 158V159H41ZM47 158V159H46ZM52 158L54 159V161L52 160ZM102 158H104L103 156H102ZM39 159V160H38ZM48 159H50L51 161H52V164L50 163L51 161H49ZM69 159L71 160V161H69ZM124 159H126V158H124ZM167 159H165L166 160V162H167ZM7 160V161H6ZM35 160H37L36 161V163H35V165H34V162H35ZM45 160H47V161H45ZM55 160H56V162H55ZM72 160H74L75 162H77V163H73L72 162ZM100 160H102V159H100ZM24 161V162H23ZM27 161V162H26ZM29 161H31V162H29ZM34 161V162H33ZM40 161V162H39ZM43 161H44V163H43ZM81 161V162H80ZM103 161V160H102ZM126 162H127V160H125ZM141 161V162H140ZM155 161V162H154ZM157 161V162H158ZM28 162H29V164H28ZM33 162V164H32V166H34L36 169H33V170H35L34 172H33V170H32V168H34V167H32L31 168V163ZM80 162V163H79ZM23 163V164H22ZM24 163H26V164H24ZM38 163H40V164H38ZM69 163V164H68ZM85 163H86V165H85ZM168 163V162H167ZM74 164V165H73ZM122 164H126V165H124V167L122 168ZM133 164V166H134V168L133 167H130L129 165H132ZM160 161L156 164L157 166L156 167H152V161H151V164H148V166L150 165L152 168H155L156 170H157V172L159 171V168H160ZM6 165H10V169H11V167L13 168V169H11V171L9 170V169H7L8 168V166H6ZM17 165V164H16ZM26 165V166H25ZM37 165V166H36ZM45 165H46V167H45ZM64 167H63V166ZM86 167H85V166ZM89 165V166H88ZM93 165L94 167H95V170H94V167L91 166ZM99 165V164H98ZM103 165V166H102ZM139 165V164H138ZM17 166H19V164L17 165ZM28 166H30V167H28ZM74 166H75V168H74ZM79 166L81 167V169L79 168ZM83 166L85 167V168H87L86 169V171L88 172H85V170H82V168H83ZM126 166V167H125ZM24 167H25V170H24ZM26 167H28V169L26 168ZM72 169H71V168ZM89 167H90V169L92 168V170L91 171H89L90 169H89ZM127 167H128V169H127ZM140 167V168H139ZM158 167V168H157ZM162 167V166H161ZM20 168H22V170H24L23 172H24V174H26V176H27V172H25V171H28L29 172V177H30V175H31V181L29 180L30 178H28V177H26V176H21V174H22V170H20ZM69 168V169H68ZM84 168V169H85ZM126 168V169H125ZM31 169V170H30ZM125 169V170H124ZM161 170H162V168H160ZM18 170H20V171H18ZM61 170V172H63ZM83 172H82V171ZM128 170V171H127ZM153 170V169H152ZM205 170V169H204ZM14 171V170H13ZM83 173H81V172ZM124 171H127V174H125L124 173ZM131 171V172H132ZM155 171V170H154ZM172 171V170H171ZM205 171H207V170H205ZM90 172V173H89ZM123 172V173H122ZM132 172L133 173V175H131L130 174V176H132V177H129V178H127L128 179V181L130 180L131 181V179H133V180H137L138 178H139V180L141 179L140 177H139V175L135 178V176H136V174L135 173H137V174H139L138 173V171L137 172ZM160 172V171H159ZM71 173V174H72ZM86 173V174H85ZM154 174H153V176L152 175H150V176H152V177H154V175H155V173L156 172H153ZM173 173V171L172 172H169L168 174H170L171 175V178L172 177H174V174H172ZM174 173L176 174L177 172L176 171H174ZM77 174H81L80 176L81 177H79V175H77ZM135 174V175H134ZM88 175V177H86V176ZM123 177H122V176ZM143 175V176H142ZM160 175V174H159ZM11 176H13L12 178H11ZM33 176V177H32ZM62 176H64V174L62 175ZM62 176H61V178H62ZM70 176V175H69ZM92 176V177H91ZM134 176V177H133ZM163 176V177H162ZM161 177L160 176H158V174H157V176L156 177H158V179L160 180L161 178H163V179H161L162 181H160V183L161 184H163L164 183V181H165V179H166V181L168 180V176L166 177V175L164 176V175H162ZM185 176V175H184ZM209 176V175H208ZM23 177H26V178H28L27 179V181H26V178L24 179V182H23V180H21ZM146 177V176H145ZM164 177H165V179H164ZM207 177V176H206ZM204 178V177H202V176H200L199 177V180H200V182H201V184L199 185L200 187H202L204 190H205V192H206V195L209 197V198H207L210 202H212V199H215V200H217L216 198H219V196H220V194H221V190L223 189H221L220 191H219V189L218 188H216V190H215V188H213L212 189V187H211V183L209 184V182H207L208 180V178ZM13 178H15V180H16V182L17 183H19V181H20V183H22V184H26V183H28V184H26L25 186H21V184H17L16 182H15V180L13 179ZM17 178V179H16ZM20 178V179H19ZM84 178V179H83ZM88 178V179H87ZM125 178V179H124ZM131 178V179H130ZM180 178V176H178V179L177 180H179V182H180V180L181 179H179ZM8 179H9V182H12L13 180V182L11 183V185H15V186H12V189H7V186H5V185H8L9 187H11V185L10 184H4L5 182L6 183H8ZM13 179V180H12ZM35 180V181H37V182H34L33 184L31 183V182H33V180ZM126 179V180H127ZM3 180H5V182L3 181ZM10 180H12V181H10ZM159 180H157V181H159ZM26 181V182H25ZM39 181V182H38ZM112 181V182H111ZM14 182H15V184H14ZM114 182V183H113ZM37 183V184H36ZM111 183H113V187L112 186H110L111 185ZM118 183H120V184H118ZM30 184H31V186H30ZM117 184H118V186H117ZM2 185V186H1ZM34 185V186H33ZM17 186V187H16ZM28 188H27V187ZM30 186V187H29ZM84 186V185H83ZM101 186V187H100ZM116 186V187H115ZM126 186V185H125ZM129 186V185H128ZM5 187V191L3 190L2 191V188H4ZM13 187H16L17 189H19L18 187H20V190H21V192H17V191H20V190H15L14 192H13V190L15 189H13ZM22 187V188H21ZM52 188V187H51ZM51 188H49V190H53V189H51ZM102 188V189H101ZM115 188V189H114ZM116 188H118L117 190H116ZM7 189V190H6ZM23 189H25V190H23ZM29 189H30V191H31V189H32V192H30L29 193ZM116 190L115 192H114V190ZM12 190V191H11ZM219 191V192H217L218 193V196H217V193H216V191ZM224 190H226V189H224ZM23 191V192H22ZM26 191V192H25ZM28 191V192H27ZM55 191V190H54ZM105 191V192H104ZM107 191V192H106ZM118 191V192H117ZM15 197V195L17 194V196L16 197H18L19 198V200H17L16 199V197L15 198H13L12 197V195L10 194V193ZM223 192V191H222ZM224 192H226V191H224ZM223 192V193H224ZM7 193H9V194H7ZM13 193H15V194H13ZM21 194V195H20ZM24 194V195H23ZM121 194V195H120ZM157 194H159V192L157 191ZM216 194V195H215ZM225 194V193H224ZM7 197H6V196ZM30 195V196H29ZM62 195V194H61ZM32 196V197H31ZM217 196V197H216ZM3 197V198H2ZM39 197V198H40ZM65 196H64V194H63V197L62 198H64ZM7 198H8V200H10L9 202H8V200H7ZM65 199V198H64ZM192 199V198H191ZM189 200V201H187L186 203H192V201H194L193 199L192 200ZM7 200V201H6ZM12 200V202H14ZM179 199H178V197H176V200H174V201H178ZM5 201V202H4ZM44 201V199L42 198V200H41V198H40V202H43ZM62 201H64L63 199H62ZM200 201L202 202V205H207V200H205L204 198H199V200H198V203H197V206H199L198 208H199V210L197 209V206H195V203L196 202H194V206H193V203H192V205H190V208H189V205L187 204H185V206H188L187 208H189V209H187L185 206H183V202L181 203L182 205L181 206H179V205H177V203L176 202H174L175 204H176V208H175V210H174V213L172 212V211H169L168 212V210L167 209H165L164 208V204L165 203H162L161 204V206H163V208H161V206L159 207H155L154 208V212H156V210H158L157 211V213H155V214H158V216L159 215H161V216H159V217H162L161 218V220H163L164 222H165V224H168L167 223V221L169 222V220H170V222H169V224L170 225H166V226H169V227H171V228H167V227H165V225H164V222H162L161 223V221H159V219L157 220L156 218L158 217L157 215H155L156 217H154V215H153V219L155 220V221H152L153 219H151V223H154V224H152V226H154L156 229H158V230H156L154 227V231L156 230L157 232H158V235L159 236H161V238H162V240L164 239V240H167L168 239V241H169V243L166 241V242H163L164 243V246L166 245V248L165 249H167V248H170L172 251H170V249L168 250L171 254H173L174 255V253H175V248L177 249L176 250V255H175V257H176V260H178V264H199L200 262H202L203 264H206L207 262H208V257H209V264H262L263 263V260H264V241H263V239H264V234L262 233V232H260V229H258L256 226H254V227H250V225H248L247 227H244L245 225L243 224V223H241L240 222V217H239V215L236 213V212H230L228 209H226V208H224V205L219 201L217 204H215L216 206H218V208L220 207L221 209H222V211H223V213L225 214V215H227L228 216V221H229V225H227L226 227H219L220 226V224L218 225V223L215 225V223L217 222L216 220H217V218L219 219L220 217H219V215H218V213L219 212H215L214 210V212L212 211L211 212V215H209L210 214V212H209V214H208V212H207V214H206V210L205 209H202L201 208V206H200ZM204 203V204H203ZM151 204H152V202H151ZM148 205H150V204H148ZM152 205H150V207H151ZM191 206H193V207H191ZM2 207V208H1ZM64 207V208H63ZM178 207H180V208H178ZM183 207V208H182ZM21 208H23V206L21 207ZM160 208V209H159ZM185 208L187 209L186 210V212H185ZM219 208V209H220ZM224 208V209H223ZM80 209V210H79ZM162 209V211H161V213L164 215V214H166V215H162V214H160V213H158V212H160V210ZM190 209H193L192 210V212L191 211H189ZM195 209V210H194ZM209 209L210 208H208V211H209ZM218 209V210H219ZM8 210V211H7ZM9 210H11V211H9ZM60 210V211H59ZM184 210V211H183ZM197 210V211H196ZM205 210V211H204ZM13 211V212H12ZM165 211H167V212H165ZM176 211V212H175ZM180 211V212H179ZM183 211V214L181 213ZM199 211V212H198ZM211 211V210H210ZM2 212H5V213H2ZM79 214H78V213ZM83 212V211H82ZM152 212H153V210H152ZM165 212V213H164ZM172 212V213H171ZM190 212H191V214L192 213H194L195 212V214H190ZM197 212H198V215H197ZM200 212H202L201 214H200ZM18 213V212H17ZM60 213H62L61 214V216H59V214ZM74 213H75V211H74ZM82 215H81V214ZM167 213L169 214V219L167 218ZM172 215H171V214ZM176 213V214H175ZM212 213H214V215L212 214ZM0 214V218H2V215ZM14 214V215H13ZM16 214V215H15ZM174 214L176 215V216H178V217H174ZM184 214H186L185 216H184ZM191 216H190V215ZM204 214H205V216H204ZM6 217H5V216ZM68 215V216H67ZM78 215H81V217H78ZM170 215L171 216H173L174 218H176V219H178V220H182V222L183 223H181L180 221H176L174 218H172V217H170ZM204 216V217H202V216ZM32 216V217H31ZM65 216V217H64ZM149 215H147V217H148ZM166 216V219L164 218ZM182 218H181V217ZM209 216H216L215 218H214V220H212L213 218L212 217H209ZM5 217V218H4ZM50 217H52V216H50ZM62 217L64 218V219H62ZM70 217H72L71 219H70ZM77 217H78V220H77ZM189 219L190 218V220H188L187 218ZM196 217V218H195ZM198 217V218H197ZM208 217V218H207ZM18 218V219H17ZM66 218L68 219V220H70V221H68L67 220V224H66V222H64L65 220H66ZM171 218V219H170ZM207 220H206V219ZM17 219V220H16ZM74 221H73V220ZM81 219V220H80ZM85 219L87 220V221H85ZM174 219V220H173ZM186 219H187V221H186ZM204 219V220H203ZM211 219V220H210ZM17 222H16V221ZM37 220V221H36ZM54 220H56V221H54ZM77 220V221H76ZM91 220V219H90ZM171 220H172V222H171ZM205 220H206V222H205ZM49 221V222H50ZM51 221V222H52ZM72 221H73V223H72ZM212 221V222H211ZM213 221H215V222H213ZM68 222H70L69 224H68ZM75 222V223H74ZM81 224H79V223ZM83 222H86V223H83ZM156 222V223H155ZM180 223V225H178L179 223ZM203 222V223H202ZM35 223V224H34ZM64 225H63V224ZM173 223V224H172ZM174 223L176 224V225H174ZM18 225L20 228L21 227H23V228H25V229H23L22 231L20 230V228H18V226L16 227L15 225ZM20 224V225H19ZM33 224V225H32ZM38 224V225H37ZM70 224H73L74 225V227H72L73 225H70ZM77 224V225H76ZM83 224V225H82ZM90 225H92V227H95L96 225H98L97 223H95V222H93V224H91V223H89ZM185 224V225H184ZM25 225V226H24ZM32 225V226H31ZM35 225V226H34ZM37 225V226H36ZM66 225V226H65ZM67 225H68V227L72 230V231H70L69 230V228L67 227ZM160 225V226H159ZM184 225V226H183ZM13 226H14V228L15 229H19L18 231L17 230H15V229H13ZM63 226V227H62ZM157 226V227H156ZM173 226V227H172ZM181 226H183V227H181ZM187 226V227H186ZM213 226H215V227H213ZM4 227H6V228H4ZM35 227V228H34ZM36 227H40V228H38V229H36ZM65 227V228H64ZM85 227V228H84ZM180 227V228H179ZM197 227V230H195V228ZM10 228H12V229H10ZM79 228V229H78ZM83 230H82V229ZM169 229L170 231H172L171 229L173 228V231L172 232H176V230L178 229L179 230V232H177V233H179V234H177V233H175V234H173V233H171L169 230H167V229ZM174 228L176 229V230H174ZM187 228V229H186ZM219 228V229H218ZM229 228V229H228ZM4 229L6 230V232H4ZM9 229L11 230V231H9ZM22 229V228H21ZM35 229H36V231H35ZM64 229H67V231H70L71 233V235L70 236H72L73 238H71L72 239V241H71V239H67V238H61L60 236L63 234V232H64ZM160 229H162V230H160ZM181 229V230H180ZM185 229V230H184ZM39 230V231H38ZM43 230V231H42ZM58 230V231H57ZM78 230V231H77ZM80 230V231H79ZM160 230V231H159ZM186 231L185 233L186 234H184L182 231ZM3 231V232H2ZM12 231H16V232H12ZM35 233V234H32L33 232ZM52 231V232H51ZM58 232V235L57 236H55V235H53V234H57V233H54V232ZM66 231V230H65ZM66 231V232H67ZM75 231V232H74ZM167 231V232H166ZM182 232V234L183 235H181V232ZM261 231H262V229H261ZM18 232V233H17ZM39 234H38V233ZM49 232V233H48ZM157 232H155V233H157ZM161 232H163L162 234H160ZM3 233H5V234H3ZM13 233V234H12ZM42 233H45V234H42ZM53 233V234H52ZM59 233H60V235H59ZM76 233V235H74ZM91 233H93L92 231H90L87 235H88V238L87 237H85V238H83V240H86L87 241V239L88 240H92V237H93V234H91ZM169 233H171L172 235H175V236H172L171 234L169 235ZM9 234H10V236H9ZM14 234H15V236H14ZM28 234H30V235H28ZM31 234H32V236H33V238H32V236H31ZM38 234V235H37ZM42 234V235H41ZM50 234V235H49ZM53 236H52V235ZM190 234V235H189ZM14 237H13V236ZM20 235V236H19ZM22 235L24 236V237H26L27 236V238H24V237H22ZM37 235V237H35ZM165 236V237H162V236ZM178 235H179V240L177 241V242H179V244L176 242V240L178 239ZM181 235V236H180ZM185 235V238H186V241H187V239L189 238L190 239V237H188V236H191V237H194L193 238V241H192V243L190 244V243H186V241H182V236H184ZM4 236V237H3ZM6 236H7V238H6ZM31 236V237H30ZM40 236V237H39ZM47 236V237H46ZM63 236V235H62ZM90 236H91V238H90ZM111 236V235H110ZM109 236V237H110ZM112 236H114V235H112ZM112 236L110 237V238H112ZM118 235H116V236H114V238H112V239H108L107 241H108V243H109V241H110V246H109V249L110 250H113V251H110L109 249L108 250H102L101 248H98V244L96 245V244H92L91 246L92 247H94V251L92 250V252H94V253H96L97 251L99 252V250L100 251H102L103 252V256L104 257H101L102 255L101 254H97L98 256H99V258H101L100 260H98V258H97V260L95 261H93V259L91 260V258H92V256H88L87 258H90V259H87V260H89L90 262V264H134V262H136V263H139L138 261H136V260H132V261H128L127 260V256L125 255V257H122V256H124L122 253H124L127 249H129L130 247L128 246V244L126 243V245L129 247V248H127V246L125 245V244H121L122 243V241L119 239H117L118 237H117ZM170 236V237H169ZM11 238L12 237V239H10L9 240V238ZM21 239H19V238ZM49 237H51L50 239H52L53 238V240H50L49 239ZM55 237V238H54ZM58 239H57V238ZM74 237H75V239H74ZM173 237H175V238H173ZM24 238V239H23ZM38 239V241H35V239ZM77 238V239H76ZM119 238H121V237H119ZM7 240V242L5 243V241ZM26 239V240H25ZM32 239L34 240L32 243H31V241H32ZM36 239V240H37ZM45 240V242H47L48 241V243H44V240ZM122 239V238H121ZM176 239V240H175ZM195 239V240H194ZM11 240H12V242H11ZM13 240H16V241H13ZM17 240H19V242H21L22 240H25V241H29V243L30 244H32V245H30L31 246V248L27 245L26 246V244H27V242H25V243H22L21 242V245H20V243L18 244V243H16L17 242ZM40 240V241H39ZM63 242H62V241ZM112 240V241H111ZM118 240V241H117ZM50 241V242H49ZM52 241H55V242H52ZM58 241L60 242H62V243H64V244H58ZM66 241V242H65ZM68 241V242H67ZM74 241V242H73ZM118 242V243H116V242ZM170 241H172V242H170ZM200 241V242H199ZM9 242L10 243H13V242H15V243H13V245L12 244H9ZM34 242H36V243H38V244H36V243H34ZM69 242H71L70 243V245H69ZM113 242H115L114 244H112ZM121 242V243H120ZM120 243V244H119ZM201 243V244H200ZM5 244H6V246L8 247V248H6L5 247ZM16 244V245H15ZM22 244H23V246H26L25 248L27 249V251H25L26 249L25 248H23L22 249ZM33 244L34 245H38L39 246V244H41V246H39V247H37V246H35V248H33L34 246H33ZM44 244H46V246L44 245ZM48 244V245H47ZM53 244V245H52ZM56 244H58V245H56ZM65 244H67V245H65ZM79 244V245H78ZM112 244V245H111ZM118 244V245H117ZM188 244V245H187ZM189 244L191 245V246H189ZM192 244H194V246L192 245ZM199 244V245H198ZM9 245H12V247H14L13 248V250H11L10 248V246ZM20 245V246H19ZM43 245V246H42ZM64 245V246H63ZM76 245H77V247H76ZM86 245H87V242H86ZM96 245V246H95ZM117 245V246H116ZM126 247H125V246ZM173 247H172V246ZM196 245L200 248V247H202V248H200V249H197L198 247H196ZM33 246V247H32ZM88 246V245H87ZM90 246V247H91ZM112 246H115V250H114V248H112ZM179 246H181V247H179ZM10 247V248H9ZM15 247H17V248H20V249H22V250H20V249H18L17 250V248H15ZM50 247H52V248H57L56 250L55 249H53L52 250V248L50 249ZM61 247H64V248H61ZM192 247V248H191ZM194 247H196L195 249H193ZM3 248V249H2ZM6 248V249H5ZM28 248H30L31 250H35V251H31V254L33 255H31L30 254V252H29V255H28V251H30V249H28ZM38 248H39V250H38ZM41 248V249H40ZM59 248V249H58ZM67 250H66V249ZM71 248V249H70ZM188 248V249H187ZM191 250H194V252L193 251H191ZM15 249L17 250V253H18V255L16 254H14V252H15ZM46 250V252H48L49 250L50 251H56V252H53V253H51L50 251V253H49V256H43L44 258H42V257H39V256H41V255H39V254H41V253H39V252H42L43 250ZM61 249V250H60ZM97 249H99V250H97ZM116 249H117V251H116ZM120 249H122L121 251H120ZM187 249V250H186ZM6 250L7 251H9V250H11V251H9V252H6ZM20 250V251H19ZM36 250H38V251H36ZM42 250V251H41ZM70 250V251H69ZM123 250H125L124 252H123ZM196 250H197V252H200L199 254L196 252ZM198 250H201V251H198ZM205 250V251H204ZM5 251V252H4ZM20 252V254L23 256V257H21L20 256V258H22V259H19V252ZM26 252V254H25V252ZM106 253H105V252ZM116 251V252H115ZM138 250H136V254H138L139 255V252H137ZM204 251V254L206 255V259L203 257V252ZM35 252H36V255H35ZM44 253V251L42 252V254H46V255H48V253ZM64 252H70L69 254V256L67 257V256H64L65 258L63 259V255L62 254H65ZM112 252V253H111ZM121 254H120V253ZM188 252L191 254V255H193V256H195V257H193L192 256V258H191V256H190V254L189 255H187L188 254ZM205 252H207V253H205ZM9 253H11V255L9 254ZM16 253V252H15ZM39 253V254H38ZM56 253V254H55ZM111 253V254H110ZM115 253V255H113L112 256V254H114ZM163 253V252H162ZM194 253V254H193ZM201 253H202V255H201ZM209 253V254H208ZM8 254V255H7ZM13 254H14V256H13ZM53 254V255H52ZM59 254H60V256H59ZM201 255L200 257L198 256V259H200V262H199V260L197 261L196 260V255ZM208 254V255H207ZM5 255H7V256H5ZM11 257H10V256ZM24 255H26V256H24ZM35 255V256H34ZM51 255V256H50ZM77 257H76V256ZM78 255H79V257H78ZM84 255V256H83ZM118 255V256H117ZM120 255V256H119ZM122 255V256H121ZM163 255H165L164 253H163ZM172 255V256H173ZM204 255V256H205ZM223 255V258L221 257ZM225 255V256H224ZM6 258H5V257ZM12 256H13V258H12ZM16 256V257H15ZM28 256V257H27ZM75 257V258H73V257ZM82 256V257H81ZM95 256H96V254H95ZM107 257V259L109 258V260H107L106 259V257ZM172 256H170V257H172ZM179 256H181V257H179ZM26 257H27V260L30 258V257H33L32 259H29V261H27L26 260ZM34 257L35 258H37V257H39L38 259H34ZM62 259H61V258ZM70 257H72V260H75V261H72L71 260V258ZM97 257V256H96ZM177 257H179V258H177ZM203 257V258H202ZM3 258V259H2ZM9 260H8V259ZM11 258V259H10ZM18 258V259H17ZM55 258L57 259V260H55ZM59 258V259H58ZM78 258L80 259V260H78ZM81 258H83V259H81ZM104 258H105V260H104ZM115 258H116V260H115ZM181 258V259H180ZM185 258V259H184ZM6 259V260H5ZM12 259H14V260H12ZM70 259V260H69ZM77 259V260H76ZM122 259L125 261H122ZM151 259V258H150ZM163 259V258H162ZM191 259H193V261L191 260ZM205 259V260H204ZM12 260V261H11ZM21 260V261H20ZM22 260H24V261H22ZM35 260H38V262H36ZM40 260V261H39ZM50 260V261H49ZM55 260V261H54ZM86 260V259H85ZM107 260V261H106ZM197 262H196V261ZM206 260H207V262H206ZM26 261H27V263H26ZM72 261V262H71ZM94 263H93V262ZM99 261H101L100 263H99ZM152 261H155V260H152ZM13 262H15V263H13ZM29 262V263H28ZM71 262V263H70ZM133 262V263H132ZM199 262V263H198ZM205 262V263H204ZM84 263V264H85ZM155 263H158L157 261L155 262ZM202 263H200V264H202ZM207 263V264H208ZM31 264V263H30ZM42 264H44V262L42 263ZM152 264H154L153 262H152ZM168 264H171V263H168Z\"/></svg>",
	"mask_w": 264,
	"mask_h": 264
},
{
	"label": "bare ground",
	"instance_id": "obj_2",
	"mask_svg": "<svg viewBox=\"0 0 264 264\" xmlns=\"http://www.w3.org/2000/svg\"><path fill=\"white\" fill-rule=\"evenodd\" d=\"M3 1H5V0H3ZM8 1V0H7ZM13 1V0H12ZM11 1V2H12ZM15 2H16V0H14ZM25 1V0H24ZM34 1V0H33ZM32 1V2H33ZM37 2H38V0H36ZM35 1V2H36ZM44 1V0H43ZM63 1H67V3H70V4H73V3H76V5L75 6H73V7H69L68 8V6L66 7L67 9H69V15H70V13H71V11L74 9V11L73 12H77V10H78V12H82V11H87V10H89V7L87 6L89 3H87V1H86V3H87V5H82L81 4V2L83 3H85V1H82V0H72V1H69V0H63ZM94 1V0H93ZM98 2H99V0H97ZM161 1V0H160ZM163 1V0H162ZM169 1V0H168ZM28 2V1H27ZM36 2V3H37ZM41 2V0H39V2H38V4ZM45 2H47L46 0L43 2V3H45ZM49 2V1H48ZM73 2V3H72ZM96 2V1H95ZM148 2H150V0L148 1ZM153 2V1H152ZM164 2V1H163ZM172 2V1H171ZM4 3V2H3ZM6 3H8L9 4V2H6ZM43 3H40V4H43ZM130 3V2H129ZM151 3V2H150ZM154 3H155V1H154ZM170 3V2H169ZM169 3L168 2H166V4H168L169 5ZM15 4V3H14ZM13 4V5H14ZM17 4V3H16ZM15 4V5H16ZM33 4V3H32ZM39 4V5H40ZM48 3H46V5H47ZM50 4H52V2H49V5ZM148 4V8L150 9V7L153 9V5H151V4H149V3H147ZM2 5V1H1V4H0V6ZM25 5H27V4H25ZM38 5V6H39ZM44 5V4H43ZM45 5V6H46ZM81 5V6H80ZM94 5L96 6V4L94 3V2H92V4H91V7L92 8H94ZM151 5V6H150ZM162 5L163 4H161L159 7H160V11H158L157 12V10H155L156 11V13H157V16H159V14L158 13H161L162 15H164V12H165V9H167L168 10V6L164 9V8H162ZM5 6V3H4V5H3V7ZM17 6H18V4H17ZM36 7H38L37 6V4L35 5ZM34 6V7H35ZM44 6V7H45ZM57 6H60V5H57ZM78 6H80V8L78 7ZM154 6H156V4L154 5ZM23 7V6H22ZM21 7V8H22ZM25 7V6H24ZM24 7L22 8L23 10H24ZM51 7V6H50ZM78 7V9H76ZM176 7V9H178V10H176L175 8H174V6H173V8H174V10H175V12L176 11H178V13L181 11V8L179 9V8H177V6H175ZM13 8V7H12ZM17 8V7H16ZM15 8V9H16ZM20 8V7H19ZM29 8V7H28ZM47 8H49V6H47ZM53 8V7H52ZM55 8H56V6H55ZM58 8V7H57ZM155 8V7H154ZM156 8H158L157 6H156ZM161 8L162 9H164V10H162V11H164V12H161ZM38 9H40V10H42L41 12H43V9L42 8H39L38 7ZM63 9H65V8H63ZM147 9V8H146ZM27 10H29V9H27ZM62 10V9H61ZM173 9H172V11H174ZM180 10V11H179ZM25 11H26V9H25ZM24 11V12H25ZM66 11V10H65ZM64 11V12H65ZM147 11V10H146ZM150 11V10H149ZM19 12V11H18ZM23 12V13H24ZM32 12V11H31ZM56 12H59V11H57V9H56ZM64 12L62 13V16H66L65 14H64ZM67 12V13H66ZM65 13L68 15V11H66ZM73 12H72V14H73ZM175 12H173V15H174V17L175 16H177V14L178 13H175ZM181 12H183V11H181ZM15 13H16V11H15ZM23 13L21 14V15H23ZM26 13H28L27 11H26ZM25 13V14H26ZM38 13H39V11H38ZM147 13V12H146ZM150 13L152 14V16H151V14H150V18H152L153 17V15H154V12L151 10L150 11ZM17 14V13H16ZM31 14V13H30ZM40 14V13H39ZM42 15H43V13H41ZM40 14V15H41ZM45 15H46V13H44ZM76 14V13H75ZM168 14H170V13H168ZM180 14V13H179ZM20 15V16H21ZM28 15V14H27ZM27 15H26V17H27ZM31 15H33V13L31 14ZM59 15V14H58ZM61 15V14H60ZM162 15L160 16V19H162V21H163V18H162ZM173 15H172V17H173ZM182 16H183V14H181ZM180 15V16H181ZM17 16V15H16ZM35 16V15H34ZM72 16V15H71ZM155 16H156V14L154 15V20L153 19H151V20H153V22L155 21ZM23 17H24V19H26L25 18V16L23 15ZM22 16L21 17H16V18H23ZM39 17V16H38ZM42 17H44V16H42ZM167 17H168V15H167ZM184 17V16H183ZM187 17H188V15H187ZM63 18H65V17H63ZM157 18V17H156ZM171 18V17H170ZM169 17H168V20L170 19ZM175 18H178V17H175ZM185 18V17H184ZM14 19H15V17H14ZM30 19V18H29ZM32 19V18H31ZM30 19V20H31ZM36 19V18H35ZM149 19V18H148ZM159 19V18H158ZM159 19V20H160ZM190 19V18H189ZM17 20V19H16ZM32 20H34V17H33V19ZM31 20V21H32ZM151 20H149V21H151ZM173 20V18H171V20H169V21H172ZM178 19H174L170 24L171 25H173L174 27H176L175 29H177V28H179V27H181L180 29H177L178 31H180V33L179 32H177L176 30V34H172V32L174 31V29H173V31L171 32V30H169V32H167L166 30H168V29H170V28H168L167 27V29L165 30L166 31V35L168 36L167 37V41H170L171 39H172V44L170 45L169 44V46H172L171 47V58H172V61H173V59H175V62H176V66L175 67H173L174 66V64L172 63V65H171V62L169 61V54L167 55L168 57H167V59H166V57L164 56V55H166L167 53H168V50L167 49H165L166 51H167V53L165 54V51L162 53L161 52V50H162V48H161V45H160V43H157L156 45H154V46H158L159 47V49H161V50H159L158 49V47L156 48V50L154 49L155 47H152L151 45H153L152 43L150 44V47L148 46V45H146L144 42H142L141 41V44H142V47L143 48H146V49H143V53H137V51L138 50H136L135 49V47L134 46H132L131 44H129V43H127V40H125V39H122V83H120V82H118V84H119V90L121 89L122 90V93L127 97V99L128 98H130V100L128 101V102H126L127 104H131V105H133L134 103H136L137 102V100L139 101V99L141 100V102L139 101V103H143V101L142 100H144V103L142 104V107L144 106V109H145V105H150L151 107H149V110L148 111H150L151 112V110H150V108L152 109V112L153 113H149L150 114V116L153 114V115H155V114H160L161 113V115L163 116H158V118H156V116L153 118V115H152V117L150 118L149 116H148V113L147 114H145L144 115V117H146L145 119L147 120V117H149L148 119H151V121H149V122H152L154 119H156L157 120V122L158 123H160V125L164 122H166V120L168 119V121L164 124V126L165 127H163V129H160L158 126V130H156V128H155V126H154V129H150V127H149V133H150V135H148L147 133V131H145V133L147 134H145L146 136H144V134L143 133H141V134H143V135H141L139 132H138V129H139V126L137 125V123H136V126L138 127V129L135 127V126H133L131 123L129 124V126H127V127H125L127 124H126V122L127 121H129V119L130 118H128V120L126 121V115H124V114H122V113H126L124 110V112H122L121 114L122 115H120L121 117H122V121H124L125 122V125H124V123H123V125L121 126L123 129H124V131L122 130V128H121V132L123 131V133L121 134L120 133V135H122V136H119L118 134H119V132H118V134H116L115 132H112V131H115L116 130V127L118 126V125H116L115 123V121L117 120H113V122H115L114 123V125H116V127L113 125L112 127H115V129L114 128H111V129H114V130H108L109 131V135L110 134H113V135H118L117 136V138L119 139L120 137H121V140H122V144L121 143H119V141H121V140H119V141H117L116 140V142L117 143H119V144H121V147L119 146V144H118V146L123 150V152H125L126 153V149L124 150V146H126V145H128L127 147H129V148H131V150H132V148H133V150H136V149H141V151L139 150L138 152V154H140V153H142L143 154V152H144V146H140V143H139V141H141L142 142V140L143 139H145L146 141H147V143H148V145L147 146H149L150 147V149H152V153L154 154V156H156V158L157 157H159V158H157V159H159V161H160V168H162V170L159 168V171L157 172V170L155 169V168H152V167H156L157 165V163L159 162L158 160V162L156 161V163H154L155 164V166H153V158L151 159V161H152V167L149 165L148 166V164H151V161L149 160V158L150 157H152V156H150V157H148L146 154L147 153H149V149L147 148L146 149V151H147V153H146V151H145V155H146V158L148 157V159H146V160H149L150 162L149 163H147L146 162V164H147V167H149L148 168V170L150 171H152V172H150V173H152V174H149L148 173V171L146 172V175H145V171L146 170H144L143 172V175H144V177H142L141 178V172L137 169V171H138V173L139 174H137V173H135V172H137L136 170H135V172L134 171H132V169L129 171V177H132V176H130V174L131 175H133V173L132 172H134L135 174H136V176H135V178L139 175V177L141 178L140 180H139V178L137 179V180H133V179H131V181L129 180L128 181V179L127 178H129V177H127L125 180H121V179H119V182L120 181H123L122 182V184L121 185H119V189L118 188H116V190L118 189V193H122V199H117V198H115L116 196H113L112 195V191H111V194H109L107 191V193H102V192H100L99 191V189L100 188H98V186H99V184L96 182L97 180H98V182H102V183H100V184H103V176L101 177V176H99L100 174H99V172H92L91 170H92V168L90 169V167H89V171H91V173L93 174V177H92V182L91 181H88L87 183H85V180L84 181H80L77 177L78 176H74V174L75 173H79L78 171L76 172L75 171V173L73 174L72 172H70L69 171V173H67V174H65L64 173V169H67L66 167H67V165H65L66 167H64L63 165V167H64V169L62 170V168L60 167V166H58V165H56V164H59L58 162L56 163V164H52V161L50 160V159H48L49 161H51L50 163L53 165L52 167L50 166V164L49 163H47L48 161L47 160H45V161H47V162H45V164L48 166V168L50 167V169L48 170V169H46L45 171H43V169H45V168H42V170H41V172H38L39 171V169H41V168H39V167H41L42 165H40V166H38L37 167V169H38V171H35V170H33V169H36L34 166H32V164H33V162L31 163V168L32 167H34V168H32V170H33V172H34V174L32 173V171H31V174L34 176H32L35 180H37L38 178L40 179L39 181H40V183H39V185H41V179L42 180H45L46 182V184H45V186H43V185H41V186H36L35 185V191H36V193L38 194V192L40 193V195H41V200H42V198L44 199V201L43 202H40V198L39 197H34V198H24V196H22L21 194V197H20V200H19V196L18 197H16L17 196V194L15 195V197H16V199L17 200H19V202L18 203H20V204H17L13 199H11V197H10V200H8V198H7V200H8V202L10 201L11 203H2V205L4 204V206H2V207H5V209H8V208H10V209H13V207L14 206H16V210H18V211H16L15 213L17 214H15L16 216L15 217H17V216H19V220H20V222H21V224L22 223H26V226L28 227V225L30 226V223H32V221H34L33 219L31 220V219H29L30 217V215H32V216H35V217H37V219H39L38 221H42V223H41V226H42V224H44L43 226H44V228H43V230L45 231V230H47V229H51V227H53L54 228V230H55V228L58 226L57 224H58V222L56 223V222H53L52 220V222L49 220L50 218H56L57 216V214L59 213L58 212V208H61L60 210L62 211V204L63 203H65V204H63L64 205V207L67 209V210H65V212L67 211V213H71V216L72 217H75L76 218V216H74L75 214H76V211H77V208H80L82 211H80L82 214H85L84 216H82L81 217V215H78V217H81V219L82 218H86V219H88L89 220V222L85 225L86 226V229H85V231L84 232H82V234L81 233H79V232H77V234L79 235V236H77V237H81V235L82 236H84L83 238H85V237H87L88 238V233L90 232V231H92L93 233H91V234H93V237H92V240H88L87 239V241L86 240H83V238L82 239H80V241H79V243H80V247L79 248H77V250H76V248L74 249L73 247H72V251H73V254H77V253H79L80 255H81V253H84L85 254V256H86V258L84 257V261H86V263L85 264H90L91 262L89 261V260H87V259H90V258H87L88 256L90 257V256H92V258H91V260L93 259V261L95 260H97V258H98V260H100L101 258H99V254H101L102 256L101 257H104L103 256V252L102 251H100L101 249L102 250H108L109 249V246H110V241H109V243H108V239H112V238H114V236H116V235H118L119 237H121V238H119L118 236V240L120 239L121 241H122V243L121 244H125L126 245V243L128 244V246L130 247H128L127 245V248H129V249H127L126 251L125 250H123V252L124 253H122L124 256H122V257H125V255L127 256V260L128 261H132V260H136V261H138L139 263H136V262H134V264H152V262L154 263V264H168V263H171V264H178L179 262H178V260H176V257H175V255L177 254L176 253V250L178 249H176L175 248V253H174V255L173 254H171L168 250L171 248H167V249H165L166 248V245L164 246V243L163 242H168L169 243V241H168V239L167 240H162V238H161V236H159L158 235V232L156 231V230H158V229H156L154 226H152V224H154V223H151L152 221H155L152 217H153V215L155 214V213H157V211L158 210H156V212H154V208L156 207H158L159 205L161 206V204L162 203H165L164 205V208L165 209H167L168 210V212L169 211H172L173 213H174V210H175V208H176V204L174 203V202H176V201H174V200H176V197H178V201L176 202L177 203V205H179V206H181L182 204H183V206H185V204L187 205L188 203H186L187 201H189L191 198L194 200V201H192V203H193V206H194V202H196L195 203V206H197V203H198V200H199V198H204L205 200H207V205H205L204 203V205H202V202L200 201V206H201V208L202 209H207L206 210V214H207V212H208V214H209V212H210V214L209 215H211V212L214 210L215 212L217 211V212H219L218 213V215H219V219L217 218V222L215 223V225L218 223V225L220 224V226L219 227H226L227 225H229V221H228V216L227 215H225L224 213H223V211H222V209L220 208H218V206H216L215 204H217L219 201L224 205V208H226V209H228L230 212H236L238 215H239V217H240V222L241 223H243L245 226L244 227H247L248 225H250V227H254V226H256L258 229H260V232H262L263 234H264V74H262L263 72L262 71H264V69L263 70H261V69H258V71H260L259 73H258V71L257 72H253L252 70L254 69V67H253V69L251 68V67H249V68H251L252 70H250L249 71V69L248 68H246V67H244V65H242V64H240L241 63V61H240V59H242L240 56L239 57H237V58H233L231 55H229L228 57H227V55L225 54V53H222V52H220V49H219V46L216 44V41H214V39H213V36L210 34V33H208V32H203V33H201V35L200 34H193L194 33V31H193V28H194V26H193V24H192V22H191V27L189 26L188 27V24L184 21V23L185 24H187V26H184V27H182L181 26V24H179V22L181 21V20H179V21H177ZM19 21V20H18ZM17 21V22H18ZM26 21V20H25ZM35 21V20H34ZM33 21V22H34ZM161 21V20H160ZM159 21V22H160ZM161 21V22H162ZM169 21H167V22H169ZM190 21H192L191 19H190ZM152 22V21H151ZM151 22H150V24H151ZM160 22V23H161ZM21 23V22H20ZM19 23V24H20ZM25 23V22H24ZM30 23H32V22H30ZM146 23H147V25H148V27L150 26L149 25V23L148 22H144V24L146 25ZM156 23V22H155ZM173 23V24H172ZM189 23V22H188ZM7 23H5V26H7V28H10V26L8 27V25H11V23L10 24H8V25H6ZM13 24H15V23H13ZM18 24V23H17ZM23 24V23H22ZM22 24H21V26H22ZM153 24V23H152ZM159 24V23H158ZM28 25V24H27ZM35 25V24H34ZM45 25V24H44ZM110 25H115V24H111L110 23ZM128 25H130V23L128 24ZM162 25H163V27L165 26L164 25V23H162ZM178 25H179V27H178ZM4 26V25H3ZM3 26H2V30H3ZM4 26V27H5ZM30 26V25H29ZM29 26H28V28H29ZM48 26V25H47ZM49 26H51V25H49ZM52 26H54V30L55 31H57L59 28H60V25H59V27H56V26H58V25H52ZM172 26V27H173ZM193 26V27H192ZM115 27V26H114ZM146 27V26H145ZM147 27V28H148ZM6 28V29H7ZM36 28V27H35ZM35 28H33L32 27V29H33V31H34V29ZM50 28V27H49ZM56 28H58L57 30H56ZM149 28H151L152 29V25L149 27ZM148 28V29H149ZM160 27H158V29H159ZM6 29H4V31H3V33H6ZM17 29H19L20 30V27L19 28H17ZM22 29H24V28H22ZM31 29V30H32ZM46 29V28H45ZM144 29V28H143ZM143 29L141 28V30L143 31ZM158 29L156 28V30L158 31ZM182 29V30H181ZM9 30V29H8ZM10 30H11V28H10ZM51 30V28L49 29V31H47L48 33L49 32H51L50 31ZM63 31V29H60L59 30V32L60 31ZM144 30H146V28L144 29ZM162 30V29H161ZM13 31V30H12ZM14 31H16V30H14ZM22 31H24V30H22ZM40 30H38V32H39ZM54 31V32H55ZM147 31V30H146ZM155 31V30H154ZM1 32V31H0ZM37 32V31H36ZM41 32V31H40ZM44 32V31H43ZM43 32L41 33V34H43ZM59 32H58V36H56L55 34H54V36H55V38H54V43L56 44V43H58L59 44V46H61V48L60 49H62V48H64L65 50H67V52H66V54H62V57H63V55H64V58H67L68 59V57L69 58H72L71 59V61H73L74 59H73V57L75 58V61L76 60H78V61H76V62H79V60H80V62H82V61H84V58H85V56H88V55H90V54H92V52H93V50H85L86 52H84V51H81V50H79V46L78 45H76V44H78L77 43V41L75 40V37L73 38V40L72 41H74V43H72V45H70L69 47H68V43L65 41V38L61 35L62 34V32H61V34H59ZM163 32V31H162ZM8 33V32H7ZM11 33V32H10ZM24 33V32H23ZM22 33V34H23ZM30 33H32L33 35H36V34H34V32H30ZM30 33H29V35H30ZM48 33H47V35H48ZM57 33V32H56ZM65 33V32H64ZM143 33V32H142ZM170 34V37H169V34ZM173 33H175V32H173ZM16 34V33H15ZM40 34V33H39ZM41 34L39 35V37H40V39H41ZM52 34V33H51ZM154 34H155V32H153L151 35V38H150V40H152V39H154L155 41H156V38H157V36H154ZM157 35L159 34V33H156ZM173 36H172V35ZM5 35H7V34H5ZM4 35V37H5V42H6V44H7V42L9 41V38H8V36H5ZM17 35V34H16ZM18 35H20L19 33H18ZM24 35V34H23ZM45 35V34H44ZM50 35V34H49ZM69 35V34H68ZM31 36V35H30ZM64 36H65V34H64ZM158 36H160V35H158ZM1 37H3V36H1ZM6 37H7V40H6ZM25 37H27V36H25ZM69 37V36H68ZM71 37V36H70ZM160 37H163V36H160ZM22 38V37H21ZM28 38V37H27ZM26 38V39H27ZM30 38H32V37H30ZM29 38V39H30ZM3 38H1V40H2ZM18 39V38H17ZM20 39V38H19ZM26 39H24V40H26ZM37 40V37H34V39L32 38V39H30L31 41L29 42V44H28V42H27V44L28 45H25L26 47L27 46H30V44H31V42H32V40ZM40 39H38V40H40ZM43 39V38H42ZM69 39H71V38H69ZM144 39V38H143ZM3 40V41H4ZM137 40V39H136ZM135 40V41H136ZM163 40H165L166 41V37L163 39ZM29 41V40H28ZM2 42V41H1ZM5 42H3L4 44H5ZM9 43H10V45L12 44L10 41H9ZM24 43H26L25 41H24ZM42 43V42H41ZM170 43V42H169ZM54 44V45H55ZM58 44H57V48H58ZM163 44V43H162ZM8 45V44H7ZM160 45V46H159ZM6 46V45H5ZM9 46V45H8ZM22 46H23V44H22ZM24 46V47H25ZM32 46H34L33 44H32ZM30 47V49H33L34 47ZM163 46V45H162ZM13 47H15V46H13ZM21 48V47H20ZM28 49H29V47H27ZM66 48H68V49H66ZM16 49V48H15ZM17 49H18V47H17ZM16 49V50H17ZM23 49V48H22ZM30 49H29V53H28V56L32 53V54H34V55H31V57H33V56H36L35 54H36V51H35V49H33V51L31 52L30 51ZM109 50L110 48H106V50ZM21 50V49H20ZM148 50H150V52H148ZM213 50H215V56H213L212 55V52H213ZM7 51V50H6ZM15 51V50H14ZM23 51V50H22ZM35 51V52H34ZM64 51V50H63ZM110 51V59H109V61H111V60H118L120 57H118V58H115V57H113L112 56V51L113 50H109ZM184 52L186 55L188 54L189 56H191V58L189 57L188 58V55H187V60L186 59H184L185 60V62L187 63V66H189V68H186V72H188V74H189V71H188V69L190 70V73H191V68H193L194 70V74H192V79L194 80L193 82H191L190 80H192L191 78H190V76H187V75H183L182 73H181V71H180V69L178 68V67H181V66H179V64L181 65L182 63L180 62L181 61V59H180V61H179V58H177V61H176V57H178V56H176L175 57V54H176V52ZM1 52H3V51H1ZM5 52V51H4ZM21 52V51H20ZM26 52V51H25ZM31 52V53H30ZM34 52V53H33ZM84 52V53H83ZM8 53V52H7ZM7 53H5V54H7ZM13 53V52H12ZM11 53V54H12ZM23 53V52H22ZM146 53V54H145ZM158 53L160 54V53H162V55L160 54V55H158ZM178 53L176 54V55H178ZM4 54V53H3ZM21 54V53H20ZM181 54H183V53H181ZM22 55V54H21ZM38 53H37V58H38ZM108 55H109V53H108ZM145 55H148V56H145ZM0 56H1V54H0ZM3 56V55H2ZM4 56H6V55H4ZM9 56H10V54H9ZM20 56V55H19ZM66 56V57H65ZM159 56H164L163 58H164V60L163 61H160L161 59H162V57H160L159 58ZM173 56V57H172ZM182 56H184V55H182ZM200 57L199 58V61H196V60H198V58L196 59V60H193V62H191V59L192 58H195V57ZM8 57V56H7ZM10 57H12V56H10ZM30 57V59H34V57L33 58H31ZM61 57V58H62ZM14 58H16V55H15V57ZM36 58V59H37ZM60 58V61H62V63L63 64H65V63H67V64H65V65H71L72 64V62H71V64H68V63H70V62H68L69 60H67L66 59V61L65 62H63V60ZM92 60L94 61V62H97L98 64L100 63V60L98 59V57H97V55H93L92 57ZM113 58V59H112ZM184 58V57H183ZM238 58H239V60H238ZM6 59V58H5ZM8 59V58H7ZM19 59H20V57H19ZM22 59V61H23V59L24 58H21ZM27 59H28V57H27ZM36 59H34V60H36ZM188 59H190V60H188ZM12 60V58L10 59H8L7 61H8V64L10 63V61ZM18 60V59H17ZM38 61L37 62H40V60H41V57H40V60H39V58L37 59ZM183 60V59H182ZM211 60H212V62H211ZM3 61H5V60H2V63L1 64H3ZM60 61H59V63H60ZM155 61V62H154ZM189 63H191V64H194V67L192 66H190V65H188V62ZM225 61H227L228 62V70L227 69H224L225 71L227 70V71H232V72H237L238 71V75H239V77H237L238 75H236V77H237V79L236 78H234L235 77V75L231 72V75L233 74L234 76H230L229 74H227V72H225L223 69H222V71L223 72H225L224 73V75L226 74V76H229V77H231V81H233L234 79H236V80H234L235 81V83H233L234 85H235V92H236V94H235V99L240 103H238V105H239V107L233 102V104H235L236 105V109L234 110L235 112L233 113H231V108H230V106L229 105H227L226 104V102L227 101H229V99H230V101H234V99L233 100H231L233 97V95L231 96H228L229 94H225L224 92H221V88H223L224 86H225V83H224V85L223 84H219V83H223V81H221V78H222V76H223V73H222V75H219L220 77H218V78H220L219 80L221 81H219V80H217L216 78H211V80H212V82L210 81V83H208V81L210 80V79H208V78H203V80L202 79H200V76L202 77L203 76V72H204V76L206 77V75H208V73H206V75H205V71L204 70H206V72H207V70H208V72H209V70L210 69H208L207 67H206V65L208 64L211 68H215L216 70H219V69H217L218 67L217 66H223L222 64L223 63H227V62H225ZM242 61H244L243 59H242ZM6 62V61H5ZM19 62V61H18ZM21 62V61H20ZM25 62H28L26 59H25ZM34 62V61H33ZM33 62H32V64H33ZM36 62V61H35ZM75 62V63H76ZM79 62V63H80ZM157 62V63H156ZM165 62V63H164ZM166 62H170V65L173 67L171 70H172V74H175L176 72H177V74H175V76L176 75H178V76H176V77H178V78H176L175 76H174V78H172V80H173V82H171L170 83V81H172V80H170V78H168L167 76V74H169V77H170V75H172V74H170V72H171V70L170 69H168V67H171V66H169L168 65V67L167 66H165V67H167V68H164L163 67V64H165V65H167V63ZM208 62V63H207ZM210 62L212 63V65L210 64ZM23 63V62H22ZM21 63V64H22ZM30 63V62H29ZM44 63V61H42V63L41 64H43ZM47 63V65L45 66V67H49V64H50V68L48 69V67H47V69L48 70H50L52 73H57V75L59 74L58 72H56V68H55V66L52 64V63H48V62H46ZM57 63H58V61H57ZM74 62H73V64H75ZM78 63V64H79ZM161 63V65H159V64ZM245 63H247V62H245ZM31 64V65H32ZM37 64V63H36ZM36 64L34 65L35 66V70H37V68H39V67H37L36 66ZM81 64V63H80ZM157 64H158V66L159 67H157ZM221 64V65H220ZM248 64V63H247ZM246 64V65H247ZM32 65V69L34 68V66ZM51 65H53V66H51ZM242 65V66H241ZM257 65H258V63H257ZM260 65V64H259ZM3 66V65H2ZM2 66H0V67H2ZM4 66H6V63L4 64ZM3 66V67H4ZM73 67H74V65H72ZM75 66H77V65H75ZM160 66H162L164 69H166V70H164L162 67H160ZM178 66V67H177ZM213 66V67H212ZM251 66H253V65H251ZM79 67V66H78ZM191 67V68H190ZM209 67V68H210ZM242 67H244V70H245V68L246 69H248V70H246L247 71V73L243 70V69H241ZM247 67H248V65H247ZM263 67V66H262ZM30 68V66L28 67V68H26V72H24V74H26L28 71H27V69H29ZM179 69V70H175V72H173V70L174 69ZM205 68H207V69H205ZM222 68V67H221ZM256 68V67H255ZM259 68V67H258ZM1 69L2 68H0V71H1ZM46 69V68H45ZM96 69V68H95ZM214 69V70H215ZM257 69V68H256ZM6 70V69H5ZM35 70H34V72H35ZM97 71L96 72H94V74L92 75V78H91V80H92V82L93 83H95V88H99L100 87V90H105L106 89V87L108 88V83H107V81H109L108 80V72H107V69H104L103 67L102 68H97L96 69ZM168 70H170V72H168ZM214 70H213V72H214ZM221 70V69H220ZM241 70V72L240 73H243V71L245 72L244 74H242V75H240L239 74V71ZM167 71V72H166ZM2 73H3V71H1ZM31 72V71H30ZM33 72V71H32ZM31 72V73H32ZM36 72H38V71H36ZM47 72V71H46ZM49 72V71H48ZM179 72V73H178ZM216 72V71H215ZM220 72V71H219ZM248 72H250V74H252V75H249L248 74ZM254 73V75H253V73ZM193 73V72H192ZM229 73V72H228ZM209 74H210V72H209ZM216 74V73H215ZM256 74H258V75H256ZM260 74V75H259ZM4 75H6V74H4ZM27 75V74H26ZM159 75H161V77H167L168 78V80H170V81H168L167 80V78H166V80H164L163 78H161ZM191 75V74H190ZM194 75V76H193ZM214 75V74H213ZM217 75H218V73H217ZM29 76V75H28ZM8 77H9V75H8ZM212 77H215V75L214 76H212ZM234 79H233V78ZM10 78H11V76H10ZM180 78V80H177V79H179ZM189 78V81L187 80ZM9 79V78H8ZM12 79V78H11ZM14 79V78H13ZM61 79H63V78H60V80H59V76H58V79L56 80V82L54 83L55 85H53L51 88H46V94L50 91V93H51V91H52V93L54 94V95H56V96H59V97H61V96H73L74 95V93L73 92H71V89H70V87L72 86H74L75 84H74V81H75V78L73 77V78H67V79H65L64 81L63 80H61ZM206 79L208 80L207 82H206ZM224 79H225V77H224ZM59 80V81H58ZM176 80V81H175ZM214 80V81H213ZM227 80H228V77H227ZM229 80V81H230ZM14 81V80H13ZM60 81H63V82H60ZM167 81V82H166ZM203 81H205L208 85H214V84H218V85H214L215 87L216 86H218V88L219 89H221L220 90V92H221V94L222 93H224L227 97H228V99L226 98V96H225V98L227 99V101H225V100H223L224 99V95H222V97H221V95H220V97L222 98V101H225V102H222L224 105L223 106H225V107H222V105L219 103V104H217L216 102L219 100V102H220V99H217V97H218V95H217V93H216V91H217V89H216V91H215V93H212V89L210 90V89H208V88H206V86L208 87V85H205V82H203ZM217 81H218V83H217ZM227 82L226 84H229L230 82ZM233 81V82H234ZM1 82V81H0ZM26 82H27V80H26ZM6 83V82H5ZM15 83V82H14ZM189 83H190V85H189ZM10 84H12V83H10ZM26 84V83H25ZM28 84V83H27ZM118 84H116V85H118ZM232 84V85H233ZM7 85H8V82H7ZM6 85V86H7ZM22 85V84H21ZM187 85H189V86H191V87H189V89H187ZM219 85H221L222 87L220 88L219 87ZM230 85V84H229ZM15 86V88H16V85H14ZM27 86V85H26ZM33 86H35V85H33ZM22 87V86H21ZM28 87L30 88L29 90H28ZM40 87V86H39ZM37 88V87H34L35 88V90L34 91H36V89L37 90H41L42 91V86L40 87V88ZM116 87H118V86H116ZM210 87V86H209ZM1 88V87H0ZM26 88V87H25ZM4 89V88H3ZM7 89H8V86H7ZM19 89V88H18ZM18 89H16V90H18ZM23 89V88H22ZM44 89H45V87H44ZM113 89H115V87H113ZM215 89V88H214ZM218 89V90H219ZM225 89V88H224ZM227 89H228V87H227ZM230 89V88H229ZM232 89V88H231ZM1 90V89H0ZM5 90V89H4ZM11 90V89H10ZM16 90H15V92H16ZM31 90V87L30 86H27V93H30L29 91ZM107 90V89H106ZM211 92H210V91ZM234 90H231L230 91V93L231 92H233ZM251 90H252V94H251ZM18 91H22V90H18ZM24 91V90H23ZM22 91V92H23ZM41 91H38L37 93L38 94H40V93H42ZM108 92H110L109 91V89L107 90ZM225 91V90H224ZM226 91H228V90H226ZM225 91V92H226ZM8 92V91H7ZM11 92V91H10ZM13 92H14V90H13ZM40 92V93H39ZM70 92V93H69ZM229 92V91H228ZM234 92V93H235ZM36 93V94H37ZM51 93V94H52ZM120 93V92H119ZM219 93V92H218ZM227 93V92H226ZM5 94V93H4ZM12 94V93H11ZM31 94H32V91H31ZM30 94V95H31ZM35 94V93H34ZM33 94V95H34ZM37 94V95H38ZM43 94H45V92H44V90H43ZM122 94V95H123ZM220 94V93H219ZM20 95H21V93H19V95H14V96H18V97H20ZM23 95L24 94H22V97H20L21 98V100H22V98H23ZM26 95V94H25ZM25 95H24V98H27V96L25 97ZM121 95V94H120ZM134 95V96H133ZM4 96V95H3ZM7 96V95H6ZM41 96H42V94H41ZM28 97H29V94H28ZM35 97V96H34ZM33 97V98H34ZM219 97V98H220ZM232 97V98H231ZM16 98V97H15ZM23 98V99H24ZM31 96H30V99H32V100H35V99H33ZM51 98H53V97H51ZM55 98V97H54ZM139 98V99H138ZM11 99H14V98H11ZM28 99L29 98H27V100L26 101H28ZM56 99V98H55ZM123 99H125V98H123ZM235 100V101H236ZM52 101H55V100H52ZM126 101V100H125ZM132 103H131V102ZM5 102H6V100H5ZM5 102L3 103V104H5ZM21 102V101H20ZM25 102V101H24ZM24 102H22V103H24ZM30 102V101H29ZM29 102H28V104H29ZM31 102H36V101H31ZM123 102V101H122ZM134 102V103H133ZM27 103V102H26ZM36 103H39V102H36ZM44 103H46V102H44ZM48 104H46V106L47 105H49V102H47ZM125 103V104H126ZM228 103V102H227ZM18 104V103H17ZM32 104V103H31ZM92 104V103H91ZM124 104V103H123ZM125 104H124V107H125ZM126 104V105H127ZM137 105H139L138 103H136ZM135 104V105H136ZM231 105V106H235V105ZM1 105H2V103H1ZM20 105V104H19ZM44 105V104H43ZM53 105V107H54V104H52ZM59 105V104H58ZM135 105L134 106H132L133 107V109L135 108ZM30 106H32V108L34 107L33 105H30ZM35 106H36V104H35ZM39 106V105H38ZM42 106V105H41ZM46 106H44L43 107V109L44 110H48V108L46 107ZM59 106H61V105H59ZM227 106L229 107V110H230V115L228 116L227 114L228 113H226V114H224V112H223V110H225V108H227ZM1 108H2V106H0ZM49 107V106H48ZM53 107H51V108H53ZM58 107V106H57ZM84 108L85 107H87V106H83ZM88 107H89V109H90V105H88ZM137 107V106H136ZM139 107V106H138ZM16 108H17V106H16ZM19 108V107H18ZM21 108V107H20ZM22 108H23V106H22ZM47 108V109H46ZM92 108V107H91ZM131 108V106H129V109ZM147 108H148V106H147ZM235 108V107H234ZM239 108V109H238ZM12 109H14L15 110V108H12ZM27 109V108H26ZM34 109H35V107H34ZM37 109V108H36ZM133 109H130V110H128V107H127V113L129 112V111H132ZM136 109V108H135ZM141 109H143V108H141V106H140V110ZM143 109V110H144ZM228 109V108H227ZM1 110V109H0ZM11 110V109H10ZM32 110V109H31ZM41 111V109H38V111ZM44 110H42L43 112H44ZM56 110V109H55ZM58 110V109H57ZM56 110V111H57ZM85 110V109H84ZM137 110H138V108H137ZM136 110V111H137ZM229 110H226V111H229ZM2 111H3V109H2ZM16 111V110H15ZM23 111H25L24 109H23ZM22 111V113H24ZM35 111H37V110H35ZM48 111H51V110H48ZM54 111V110H53ZM58 111H60V110H58ZM58 111H57V114H55L54 112V115L53 116H51V117H54L55 115L56 116H60V114L62 115V112L59 114L58 113ZM87 111V110H86ZM85 111V112H86ZM135 111V110H134ZM133 111V114L135 113ZM225 111V112H226ZM17 112H19V110L17 111ZM33 112V111H32ZM42 112V113H43ZM52 112V111H51ZM84 112V111H83ZM139 112V111H138ZM138 112L136 113L137 115H138ZM16 113V112H15ZM39 113V112H38ZM45 113V112H44ZM47 113V112H46ZM126 113V114H127ZM129 113H131V112H129ZM139 113H141V112H139ZM32 115L34 114V112L33 113H31ZM48 114V113H47ZM46 114V115H47ZM133 114H131V115H133ZM22 115V114H21ZM50 115V114H49ZM16 116H18L17 115V113H16ZM44 116V115H43ZM58 116V117H59ZM63 116V115H62ZM61 116V117H62ZM65 116V115H64ZM69 116V118L71 119V117H70V115H68ZM67 116V117H68ZM129 116V115H128ZM134 117H135V114L133 115ZM141 116H142V114H141ZM165 116H167V119H166V117ZM26 117V116H25ZM33 117V116H32ZM66 117V119L68 120L69 118H67ZM123 117H125L126 119H124ZM129 117H131V116H129ZM139 117V116H138ZM14 118L15 117H13V120H14ZM18 118V117H17ZM16 118V119H17ZM23 118V117H22ZM21 118V119H22ZM40 118V117H39ZM47 118V117H46ZM64 118V117H63ZM120 118V117H119ZM118 118V119H119ZM136 118V117H135ZM134 118V119H135ZM142 118H143V116H142ZM159 118H162V120H165V121H162L161 119H159ZM163 118H165V119H163ZM27 119V118H26ZM28 119L29 120H31V122H23L22 124H23V127L25 126V129H26V125H28V127H30L29 129H31V130H29V131H32V133L35 135V133H38L39 131H41L42 132V128H39V125L37 126L36 124V120L35 119H31V118H29L28 117ZM53 119V118H52ZM54 119H56V118H54ZM62 119V118H61ZM65 118H64V120H66ZM70 119H69V121H70ZM112 119H114L113 117H112ZM112 119H111V121H112ZM133 118H131V120H134ZM139 119V118H138ZM144 119V120H145ZM28 120V121H29ZM63 120V119H62ZM136 120V119H135ZM134 120V121H135ZM142 120L143 119H139L138 121L140 122V124L142 123ZM143 120V121H144ZM160 120H161V122H160ZM3 121V120H2ZM5 121H7V119L5 120ZM18 121V120H17ZM20 121V120H19ZM56 121H59L60 122V119H58V120H56ZM71 121H72V119H71ZM79 121V120H78ZM120 121V120H119ZM122 121H121V123H122ZM137 121V122H138ZM1 122V121H0ZM15 122V121H14ZM39 122V121H38ZM41 122H44V121H41ZM95 122V121H94ZM93 122V123H94ZM132 122V121H131ZM145 122H147V121H145ZM145 122H143L144 124H145ZM154 122H156L155 120H154ZM157 122H156V124H157ZM2 123H4V121L2 122ZM2 123H0V124H2ZM45 123V122H44ZM47 123V122H46ZM53 123V122H52ZM56 123V122H55ZM54 123V124H55ZM133 123V122H132ZM142 123V124H143ZM153 123V122H152ZM8 124L10 125V121L8 122ZM11 124H13L12 126L14 127V125H15V130L16 131H14V129H13V133L12 132H10V133H8L7 131V133L4 131V133H6V137L5 136H3L2 134H1V136L0 137H2V139L0 140V144H4V146L2 147L3 148V150H4V148L8 151H11L12 153H13V151H15V150H17L18 151V153L17 154H21L22 152H23V154L25 153L24 151H20L21 150V147H23L22 146V144H24V143H26L25 142V140L27 139V138H29L31 135H32V133H30L31 135H29V137L26 135V134H23L22 133V127L20 126V124L18 123V122H16V123H11ZM30 124V125H29ZM41 124H43V123H41ZM112 124V123H111ZM120 124V123H119ZM139 124V123H138ZM141 124V125H142ZM147 124H148V122H147ZM150 124V123H149ZM149 124L147 125V126H149ZM7 126L6 125V122H5V124H3V126ZM68 125V124H67ZM121 125V124H120ZM2 126V125H1ZM42 126V125H41ZM50 126V125H49ZM70 126H71V124H70ZM146 126V125H145ZM151 126V125H150ZM44 127V126H43ZM47 127V126H46ZM56 127V126H55ZM57 127H58V125H57ZM67 127V126H66ZM143 127V126H142ZM2 128V127H1ZM5 127H3V129H4ZM10 128H12V127H10ZM50 128H52V126L50 127ZM67 128H69V126L67 127ZM104 129H105V127H103ZM108 128V127H107ZM106 128V129H107ZM110 128H108V129H110ZM118 128H120V127H118ZM144 128V127H143ZM147 127H145V129H146ZM9 129V128H8ZM7 129V130H8ZM47 129H49V128H47ZM140 129H142V128H140ZM6 130V129H5ZM46 130V129H45ZM50 130V129H49ZM53 130V129H52ZM56 130V129H55ZM147 130V129H146ZM9 131V130H8ZM11 131V130H10ZM62 131H64V130H62ZM108 131L106 132V134H108ZM111 131V132H110ZM141 131V130H140ZM142 131H143V129H142ZM150 131H152V132H150ZM53 132V131H52ZM59 132H60V129H59ZM95 132V131H94ZM96 132H99V131H96ZM117 132V131H116ZM17 133H19V135H20V137L22 138V140H21V142H16V138H17V136H18V134ZM47 133V132H46ZM57 133V132H56ZM103 133V135H105L104 137H106V134H105V131H103V132H101V134ZM44 134V133H43ZM48 134H49V132H48ZM50 134H51V131H50ZM50 134H49V136H50ZM59 134V133H58ZM61 134H63V133H61ZM46 135V134H45ZM53 135H55V134H53ZM112 135V136H113ZM141 135V136H140ZM65 136H67V135H65ZM69 136V135H68ZM108 136V135H107ZM5 137V138H4ZM19 137V138H20ZM32 137H33V135H32ZM38 137H39V135H38ZM47 137V136H46ZM57 137V136H56ZM62 137V136H61ZM60 137V138H61ZM103 137V136H102ZM35 138V137H34ZM51 138V137H50ZM52 138H54L53 136H52ZM62 138H65V137H62ZM112 138V137H111ZM111 138H110V140L108 139V137H107V139L109 140V142L110 141H112L111 140ZM35 139H38V141L40 140V139H42V138H35ZM56 139V138H55ZM58 140H59V137L57 138ZM67 139V138H66ZM73 139V138H72ZM72 139H69L68 141H70V140H72ZM101 139V138H100ZM106 139V138H105ZM114 139H116L115 137H113V141H112V144L115 142V140ZM148 139V140H147ZM28 140V139H27ZM44 140H46L45 138H44ZM44 140H42L43 142H44ZM50 140V139H49ZM101 140H103V138L101 139ZM31 141H32V139H31ZM52 141V140H51ZM57 141V140H56ZM67 141V140H66ZM65 141V142H66ZM73 141V140H72ZM107 141V140H106ZM29 142V141H28ZM105 141L103 140V142L102 143H104ZM115 142V143H116ZM144 142V141H143ZM32 145L28 148V149H30L29 151H27L26 150V152H29V153H31V157H33L32 156V151H33V149H35L34 147H35V145H34V142L32 141ZM35 143H38V142H35ZM52 143V142H51ZM60 143V142H59ZM67 143V142H66ZM101 143V142H100ZM28 144V143H27ZM70 144V143H69ZM74 144V143H73ZM89 144V143H88ZM109 144V143H108ZM136 144L137 145H139L140 147H137V148H135L136 147ZM29 145V144H28ZM41 145H42V143H41ZM44 145V144H43ZM104 145V144H103ZM110 145V144H109ZM114 145V144H113ZM130 145L132 146V147H130ZM2 146V145H1ZM25 146V145H24ZM37 146V145H36ZM47 146H49L48 144H47ZM59 146V145H58ZM65 146V145H64ZM72 147H74L73 145H71ZM111 146V145H110ZM114 146H116V145H114ZM113 146V147H114ZM118 146H116V147H118ZM146 146V147H147ZM54 147V146H53ZM87 147V146H86ZM101 147V146H100ZM115 147V148H116ZM141 147H143V148H141ZM145 147V148H146ZM44 148V147H43ZM42 148V149H43ZM46 148V147H45ZM44 148V149H45ZM59 148V147H58ZM68 148V149H67ZM69 148L70 147H67L66 146V149H67V151H69ZM115 148H113L114 150H115ZM25 149V148H24ZM48 149V148H47ZM55 149V148H54ZM57 149V148H56ZM99 149H101V150H99ZM96 148L94 145H93V147H88L87 148V151L85 152V153H83L80 157H79V159L81 158L82 160L83 159H86V160H83L82 162V164H79L80 166L81 165H83L84 164V161H92L93 162V165H95V163H94V161H96L97 160V163H96V166L97 167H100L101 165H100V163H103V162H105V161H107L108 159L110 160V158H108L110 155L109 154H111V152L110 153H108V152H106V150L105 149H103V146H102V148ZM120 149V150H121ZM165 150L166 152H167V154H166V152H165V157L163 156V154L161 153V150ZM172 149H174V151H176V153L179 155V156H176L175 158H172L171 157V150ZM53 150V149H52ZM51 150V152H53ZM128 150H130V149H128L127 148V151ZM2 151V150H1ZM9 151H8V154H9ZM17 151H15V153L17 152ZM59 151H60V149H59ZM72 151V157H73V159H75L76 161H79V159L77 158V155L75 154V151L74 150H72V148H71V150H70V152ZM74 151V152H73ZM5 152V151H4ZM37 152V151H36ZM43 152V151H42ZM48 152V151H47ZM46 152V153H47ZM54 152H55V150H54ZM61 152V151H60ZM62 152H64V150L62 149ZM69 152V153H70ZM121 153V151H119V149H116V152L114 151V152H112L113 153V155H116V157L117 156H119L121 159H119V161H121L122 159H123V161H124V163H127V165L126 164H122L123 166H122V168L124 167V165H126V166H128V159L130 158V159H133L134 158V155L136 154L137 155V151H134L135 152V154L134 155H132V153H126L125 155H124V153ZM129 152H132V151H129ZM151 152H150V155H151ZM7 153V152H6ZM68 153V152H67ZM66 153V154H67ZM106 153H108V154H106ZM115 153V154H114ZM36 154V153H35ZM62 154V153H61ZM142 154H140L141 155V158H140V160L142 159L143 160V163H139V157H138V159L136 160L135 159V161L133 160V162H131V163H134V162H136V161H138V163H137V166H140V164L142 165H145L144 164V159L142 158L143 157V155ZM0 155H1V153H0ZM2 155L3 156H6V154H3V152H2ZM26 155H29V154H27L26 153ZM40 155V154H39ZM42 155V154H41ZM40 155V156H41ZM47 155V154H46ZM50 155H51V153H50ZM109 155V156H108ZM112 155V154H111ZM149 155V154H148ZM165 158V159H167L166 157L167 156H169L170 158H172V160H174L175 161V163H173L172 161H171V163H170V160L169 159H167V162H166V160L164 159V161H165V163L166 164H163L162 163V161H163V157ZM8 156V155H7ZM10 156V155H9ZM35 156V155H34ZM37 156V155H36ZM35 156V157H36ZM43 156V155H42ZM55 156V155H54ZM57 156V155H56ZM64 156V155H63ZM102 156L104 157V158H102ZM1 157V156H0ZM10 157H12V156H10ZM15 157V156H14ZM14 157H12L13 159H14ZM23 156H22V154H21V156L19 157V159L20 158H22ZM26 157H28V156H26ZM37 157H39V156H37ZM44 157V156H43ZM42 157V158H43ZM49 156H47V158H48ZM113 156H111V158H112ZM115 157V156H114ZM113 157V158H114ZM115 157V158H116ZM168 157V158H169ZM24 158V157H23ZM22 158V159H23ZM41 158V159H42ZM46 158V159H47ZM51 158V157H50ZM54 158V157H53ZM52 158V160L54 161V159ZM57 158V157H56ZM59 158H61V157H59ZM66 158V157H65ZM68 158H71V157H69L68 156ZM112 158V159H113ZM114 158V159H115ZM124 158H126V159H124ZM135 158H136V156H135ZM144 158H145V156H144ZM6 159H7V157H6ZM17 159H18V156H17ZM27 159H29V160H33V159H35V158H32V159H30V158H27ZM100 159H102V160H100ZM23 160H25V159H23ZM39 160V159H38ZM108 160V161H109ZM125 160H127V162L125 161ZM7 161V160H6ZM18 161V163H16V162H13V163H15V165H13L12 163H10V164H12L13 165V168H14V166H16L17 168L18 167H20V160H17ZM36 161L37 160H35V162H34V165H35V163H36ZM69 161H71L70 159H69ZM89 161H88V163H89ZM24 162V161H23ZM27 162V161H26ZM29 162H31V161H29ZM29 162H28V164H29ZM40 162V161H39ZM55 162H56V160H55ZM72 162L75 164V163H77V162H75L74 160H72ZM81 162V161H80ZM79 162V163H80ZM141 162V161H140ZM155 162V161H154ZM6 163H8V162H6ZM5 163V159L3 158V159H1L0 158V183H1V181H2V179H7L6 177H3V175L5 176V173L4 172H6L7 170L5 169V171H4V165L6 164ZM8 163V164H9ZM43 163H44V161H43ZM19 164V166H17V165ZM23 164V163H22ZM24 164H26V163H24ZM38 164H40V163H38ZM69 164V163H68ZM73 164V165H74ZM78 164V163H77ZM89 164H91V163H89ZM99 164V165H98ZM104 164V163H103ZM139 164V165H138ZM46 165H45V167H46ZM60 165V164H59ZM85 165H86V163H85ZM84 165V166H85ZM92 165V166H93ZM141 166V169L143 168L144 169V167H145V169H146V166ZM6 166H8V168L7 169H9L10 171H11V169H13L12 167H11V169L9 168L10 167V165H6ZM26 166V165H25ZM30 166H28V167H30ZM37 166V165H36ZM44 166V165H43ZM42 166V167H43ZM79 166V168L81 169V167ZM83 166V168H82V170H85V172H87L86 171V169L87 168H85ZM89 166V165H88ZM91 166V165H90ZM91 166V167H92ZM103 166V165H102ZM125 166V167H126ZM130 167H133L134 168V166H133V164L132 165H129ZM162 166V167H161ZM28 167H26L27 169H28ZM94 167V166H93ZM71 168V167H70ZM74 168H75V166H74ZM85 168V169H84ZM140 168V167H139ZM158 168V167H157ZM69 169V168H68ZM72 169V168H71ZM126 169V168H125ZM124 169V170H125ZM127 169H128V167H127ZM153 169V170H152ZM207 170V171H205V170ZM14 170V171H13ZM11 172L12 173H10V172H8V175L7 176H9V179H10V175H12L13 173H15V169H13ZM20 170H22V168H20ZM20 170H18V171H20ZM24 170H25V167H24ZM24 170H22V174H21V176L23 175V176H26V174H24ZM31 170V169H30ZM61 170L63 171V172H61ZM81 170V171H82ZM94 170H95V167H94ZM155 170V171H154ZM173 171V173L172 174H174V177H172L171 178V175L170 174H168L169 172H172ZM80 171V172H81ZM128 171V170H127ZM127 171H124V173L125 174H127ZM132 171V172H131ZM174 171H176L177 173L175 174L174 173ZM21 172V171H20ZM25 172H27L28 174H27V176L26 177H28V178H30L31 177V175H30V177L28 176L29 175V172L28 171H25ZM83 172V171H82ZM81 172V173H82ZM153 172H156L155 173V175H154V177H152L153 176ZM72 173V174H71ZM88 173V172H87ZM90 173V172H89ZM123 173V172H122ZM10 174V175H9ZM64 174V176H62ZM83 174V173H82ZM86 174V173H85ZM134 174V175H135ZM157 174H158V176H162V175H166V177L168 178V180L166 181V179H165V177H164V179H165V181H164V183L163 184H161L163 181L161 180V179H163V178H161L160 180L158 179V177H156L157 176ZM160 174V175H159ZM70 175V176H69ZM77 175H79V174H77ZM81 175V174H80ZM79 175V177H81ZM142 175V176H143ZM150 175H152V176H150ZM185 175V176H184ZM209 175V176H208ZM61 176H62V178H61ZM86 176V175H85ZM122 176V175H121ZM146 176V177H145ZM178 176H180V178L179 179H181L180 180V182H179V180H177L178 179ZM200 176H202V177H206V178H208L207 180V182H209V184L211 185V187H212V189L213 188H215V190H216V188H218L219 189V191L221 190V194H220V196H219V198H216L217 200H215V199H212V202H210L207 198H209L207 195H206V192H205V190L202 188V187H200L199 185L201 184V182H200V180H199V177ZM13 176H11V178H12ZM26 177H23L21 180H23V182H24V179L26 178ZM86 177H88V175L86 176ZM123 177V176H122ZM134 177V176H133ZM163 177V176H162ZM28 178H26V181H27V179ZM89 178V177H88ZM87 178V179H88ZM9 179H8V183H6L7 182V180H6V182H5V180H3L5 183L4 184H10L11 185V183L15 180V178H13L12 180H10V181H12V182H9ZM17 179V178H16ZM20 179V178H19ZM84 179V178H83ZM95 179H96V181H95ZM30 181H31V178L29 179ZM33 180V179H32ZM35 180H33V182H31L32 184L34 183V182H37V181H35ZM157 180H159V181H157ZM25 181V182H26ZM38 181V182H39ZM160 181H162L161 183H160ZM15 182H16V180H15ZM15 182H14V184H15ZM112 182V181H111ZM17 183V182H16ZM98 185H96V184ZM114 183V182H113ZM113 183H111V185L110 186H112L113 185ZM121 183V182H120ZM120 183H118V184H120ZM2 184V183H1ZM17 184H21V186L23 187V186H25L26 184H28V183H26L25 185L24 184H22V183H20V181H19V183H17ZM35 184V183H34ZM37 184V183H36ZM118 184H117V186H118ZM84 185V186H83ZM126 185V186H125ZM129 185V186H128ZM2 186V185H1ZM5 186H7V189L9 188V189H12V186H15V185H11V187H9L8 185H5ZM30 186H31V184H30ZM29 186V187H30ZM34 186V185H33ZM17 187V186H16ZM16 187H13V192L15 191V190H20V187H18L19 189H17ZM21 187V188H22ZM27 187V186H26ZM52 187V188H51ZM101 187V186H100ZM113 187V186H112ZM116 187V186H115ZM1 188V187H0ZM28 188V187H27ZM49 188H51V189H53L52 191L51 190H49ZM5 189V187L4 188H2V191ZM6 189V190H7ZM8 189V190H9ZM102 189V188H101ZM115 189V188H114ZM113 189V190H114ZM224 189H226V190H224ZM22 190V189H21ZM21 190L20 191H17L18 193L19 192H21ZM23 190H25V189H23ZM55 190V191H54ZM116 190H114V192L116 191ZM1 191V190H0ZM5 191V190H4ZM12 191V190H11ZM157 191L159 192V194H157ZM218 190L216 191V193L217 192H219ZM224 191H226V192H223ZM23 192V191H22ZM26 192V191H25ZM28 192V191H27ZM30 192H32V189H31V191H30V189H29V193ZM105 192V191H104ZM10 193V192H9ZM9 193H7V194H9ZM4 194H5V192H4ZM4 194H0L1 196L2 195H4ZM11 194V193H10ZM13 194H15V193H13ZM31 194V193H30ZM62 194V195H61ZM63 194H64V198H62L63 197ZM12 195V194H11ZM24 195V194H23ZM32 195V194H31ZM216 195V194H215ZM6 196V195H5ZM30 196V195H29ZM217 196H218V193H217ZM216 196V197H217ZM7 197V196H6ZM12 197L13 198H15L13 195H12ZM32 197V196H31ZM3 198V197H2ZM62 199L64 200V201H62ZM191 199V200H192ZM2 200V199H1ZM0 200V201H1ZM6 200V201H7ZM12 200L14 201V202H12ZM5 202V201H4ZM151 202H152V204H151ZM183 202V203H182ZM1 203V202H0ZM182 203V204H181ZM192 203H189L190 205H192ZM148 204H150V205H152L151 207H150V205H148ZM188 204V205H189ZM1 205V204H0ZM190 205H189V208H190ZM23 206V208H21ZM159 206V207H160ZM193 206H191V207H193ZM194 206V207H195ZM1 207V208H2ZM63 207V208H64ZM186 208L188 207V206H185ZM193 207V208H194ZM199 206H197V209L199 210V208H198ZM155 208V209H156ZM161 208H163V206H161ZM178 208H180V207H178ZM183 208V207H182ZM185 208V212H186V210L187 209H189V208H187L186 209ZM208 208H210L209 209V211H208ZM223 208V209H224ZM79 209V210H80ZM160 209V208H159ZM219 209V210H218ZM59 210V211H60ZM152 210H153V212H152ZM192 210L193 209H190L189 211H191L192 212ZM195 210V209H194ZM204 210V211H205ZM211 210V211H210ZM8 211V210H7ZM9 211H11V210H9ZM74 211H75V213H74ZM161 211H162V209L160 210V212H158V213H160V214H162L161 213ZM184 211V210H183ZM183 211L181 212L182 214H183ZM197 211V210H196ZM200 211V210H199ZM198 211V212H199ZM213 211V212H214ZM13 212V211H12ZM18 212V213H17ZM165 212H167V211H165ZM164 212V213H165ZM171 212V213H172ZM176 212V211H175ZM180 212V211H179ZM191 212H190V214H191ZM198 212H197V215H198ZM2 213H5V212H2ZM78 213V212H77ZM170 213V214H171ZM202 212H200V214H201ZM0 214H1V210H0ZM30 214V215H29ZM61 214L62 213H60L59 214V216H61ZM79 214V213H78ZM176 214V213H175ZM174 214V217H178V216H176ZM189 214V215H190ZM192 214H195V212L194 213H192ZM191 214V215H192ZM213 215H214V213H212ZM2 215V218H0V223H2L3 224V221L5 220L6 221V218H8L9 217V215H7L8 217H6L5 215V219L3 220V214H1ZM14 215V214H13ZM63 215V214H62ZM77 215V214H76ZM147 215H149L148 217H147ZM155 215H157L158 216V214H155ZM154 215V217H156ZM163 215V214H162ZM164 215H166V214H164ZM163 215V216H164ZM167 218L169 217V214L167 213ZM172 215V214H171ZM170 215V217H172V218H174L173 216H171ZM186 214H184V216H185ZM190 215V216H191ZM31 216V217H32ZM50 216H52V217H50ZM68 216V215H67ZM159 216H161V215H159ZM157 217L156 219L158 220L159 219V221H161V223L162 222H164L163 220H161V218L162 217ZM202 216V215H201ZM204 216H205V214H204ZM204 216H202V217H204ZM11 217V216H10ZM10 217H9V219H10ZM65 217V216H64ZM72 217H70V219L72 218ZM78 217H77V220H78ZM181 217V216H180ZM209 217H212L213 219L212 220H214V218L216 217V216H209ZM165 219H166V216L164 217ZM182 218V217H181ZM187 218V217H186ZM196 218V217H195ZM198 218V217H197ZM208 218V217H207ZM13 219H14V217H12L11 219H10V221L9 222H11V220L13 221ZM18 219V218H17ZM16 219V220H17ZM62 219H64L63 217H62ZM80 219V220H81ZM85 219V221H87ZM91 219V220H90ZM151 219H153L152 221H151ZM169 219V218H168ZM171 219V218H170ZM176 221H180V220H178V219H176V218H174ZM173 219V220H174ZM188 219V218H187ZM187 219H186V221H187ZM206 219V218H205ZM3 220V221H2ZM15 220V221H16ZM67 218H66V220L64 221V222H66V224H67ZM73 220V219H72ZM76 220V221H77ZM167 220V219H166ZM188 220H190V218L188 219ZM204 220V219H203ZM207 220V219H206ZM206 220H205V222H206ZM211 220V219H210ZM37 221V220H36ZM50 221V222H49ZM54 221H56V220H54ZM68 221H70V220H68ZM74 221V220H73ZM73 221H72V223H73ZM82 221H83V219H82ZM14 222V221H13ZM17 222V221H16ZM35 222V221H34ZM93 222H95V223H97L98 225H96L95 227H92V225H90L89 223H91V224H93ZM169 222H170V220H169ZM169 222L167 221V223L168 224H165V222H164V225H165V227H167V228H171V227H169V226H166V225H170L169 224ZM171 222H172V220H171ZM181 223H183L182 222V220L180 221ZM212 222V221H211ZM213 222H215V221H213ZM15 223V222H14ZM70 222H68V224H69ZM75 223V222H74ZM79 223V222H78ZM81 223V222H80ZM79 223V224H80ZM83 223H86V222H83ZM156 223V222H155ZM179 223V222H178ZM185 223V222H184ZM203 223V222H202ZM15 224H17V223H15ZM14 224V225H15ZM35 224V223H34ZM63 224V223H62ZM65 224V223H64ZM63 224V225H64ZM173 224V223H172ZM177 224V223H176ZM175 223H174V225H176ZM186 224V223H185ZM184 224V225H185ZM9 225H10V227L13 225L12 223L11 224H9L8 223V221H7V223L6 222H4V225L3 226H8L9 227ZM20 225V224H19ZM33 225V224H32ZM31 225V226H32ZM38 225V224H37ZM36 225V226H37ZM70 225H73V224H70ZM77 225V224H76ZM81 225V224H80ZM83 225V224H82ZM94 225V224H93ZM178 225H180V223L178 224ZM183 225V226H184ZM2 225H0V227H1ZM2 226V227H3ZM16 227L18 226V225H15ZM25 226V225H24ZM35 226V225H34ZM42 226V227H43ZM66 226V225H65ZM160 226V225H159ZM183 226H181V227H183ZM217 226V225H216ZM15 227V228H16ZM63 227V226H62ZM67 227H68V225H67ZM72 227H74V225L72 226ZM156 229L155 231H154V228ZM157 227V226H156ZM173 227V226H172ZM187 227V226H186ZM213 227H215V226H213ZM218 227V226H217ZM221 227V228H222ZM4 228H6V227H4ZM14 228V226H13V229H15ZM18 228H20L19 226H18ZM22 228V229H21ZM20 228V230L22 231L23 229H25V228H23V227H21ZM35 228V227H34ZM38 228H40V227H36V229H38ZM58 229H59V227H57ZM65 228V227H64ZM69 228V227H68ZM75 228V227H74ZM85 228V227H84ZM166 228V229H167ZM180 228V227H179ZM178 228V229H179ZM227 228V227H226ZM10 229H12V228H10ZM9 229V231H11ZM27 229H30V231H31V228H26L24 231H23V233H21L20 231H19V234L21 235V234H24L25 233V231H27ZM36 229H35V231H36ZM79 229V228H78ZM82 229V228H81ZM176 230L175 228H174V230H176V232H172L173 231V228L171 229L172 231H170L169 229H167V230H169L171 233H173V234H175V233H177V232H179V230ZM187 229V228H186ZM219 229V228H218ZM229 229V228H228ZM261 229H262V231H261ZM15 230H17V229H15ZM19 230V229H18ZM17 230V231H18ZM42 230V231H43ZM67 231V229H64V232H63V236L61 235L60 237L61 238H67V239H71V238H73L72 236H70L72 233L70 232V231H72L70 228H69V230L70 231ZM83 230V229H82ZM160 230H162V229H160ZM159 230V231H160ZM181 230V229H180ZM185 230V229H184ZM182 231L184 234H186L185 232L186 231ZM195 230H197V227L195 228ZM39 231V230H38ZM58 231V230H57ZM78 231V230H77ZM80 231V230H79ZM3 232V231H2ZM4 232H6V230L4 229ZM12 232H16V231H12ZM28 232V231H27ZM33 232V231H32ZM52 232V231H51ZM75 232V231H74ZM155 232H157V233H155ZM167 232V231H166ZM181 232V231H180ZM182 232H181V235H183L182 234ZM1 233V232H0ZM18 233V232H17ZM38 233V232H37ZM49 233V232H48ZM54 233H57V234H53V235H55V236H57L58 235V232H54ZM71 233V234H70ZM160 233V232H159ZM163 232H161L160 234H162ZM171 233H169V235L171 234ZM3 234H5V233H3ZM13 234V233H12ZM32 234H35L34 232L32 233ZM32 234H31V236H32ZM39 234V233H38ZM37 234V235H38ZM42 234H45V233H42ZM41 234V235H42ZM51 234V235H52ZM177 234H179V233H177ZM19 235V236H20ZM28 235H30V234H28ZM37 235L35 236V237H37ZM50 235V234H49ZM52 235V236H53ZM59 235H60V233H59ZM73 235V234H72ZM74 235H76V233L74 234ZM112 235H114V236H112V238H110ZM172 235V234H171ZM180 235V236H181ZM190 235V234H189ZM2 236V235H1ZM1 236H0V238H1ZM9 236H10V234H9ZM13 236V235H12ZM14 236H15V234H14ZM13 236V237H14ZM30 236V237H31ZM34 236V235H33ZM33 236H32V238H33ZM110 236V237H109ZM172 236H175V235H172ZM4 237V236H3ZM16 237V236H15ZM22 237H24L23 235H22ZM40 237V236H39ZM47 237V236H46ZM162 237H165L164 235L162 236ZM170 237V236H169ZM183 238H182V241H186V238H185V235L184 236H182ZM188 237H190V239L188 238L187 239V241H186V243L188 242V243H192V241H193V238L194 237H191V236H188ZM6 238H7V236H6ZM9 238V237H8ZM19 238V237H18ZM21 238V237H20ZM19 238V239H20ZM24 238H27V236L26 237H24ZM23 238V239H24ZM38 238V237H37ZM36 238V239H37ZM51 237H49V239H50ZM55 238V237H54ZM57 238V237H56ZM90 238H91V236H90ZM173 238H175V237H173ZM10 239H12V237L11 238H9V240ZM28 239V238H27ZM35 239V241H38V239L36 240ZM58 239V238H57ZM74 239H75V237H74ZM77 239V238H76ZM86 239V238H85ZM115 239V238H114ZM4 240V239H3ZM21 240V239H20ZM26 240V239H25ZM25 240H22L21 242L22 243H25V242H27V241H25ZM44 240V239H43ZM50 240H53V238L52 239H50ZM117 240V241H118ZM176 240V239H175ZM179 240V235H178V239L176 240V242ZM192 240V241H191ZM195 240V239H194ZM5 241V240H4ZM13 241H16V240H13ZM34 240L32 239V241H31V243L33 242ZM40 241V240H39ZM62 241V240H61ZM59 242L58 241V244H64V243H62V242ZM71 241H72V239H71ZM112 241V240H111ZM263 241H264V239H263ZM7 242V240L5 241V243ZM11 242H12V240H11ZM19 242V240H17V242L16 243H18ZM21 242H19L20 243V245H21ZM50 242V241H49ZM52 242H55V241H52ZM66 242V241H65ZM68 242V241H67ZM74 242V241H73ZM86 242H87V245H86ZM116 242V241H115ZM115 242H113L112 244H114ZM170 242H172V241H170ZM200 242V241H199ZM0 243H2V241L0 240ZM8 243V242H7ZM13 243H15V242H13ZM13 243H10L9 242V244H12L13 245ZM18 243V244H19ZM34 243H36V242H34ZM44 243H48V241L47 242H45V240H44ZM70 243L71 242H69V245H70ZM116 243H118V242H116ZM115 243V244H116ZM119 243V244H120ZM178 244H179V242H177ZM29 243V241L27 242V244H26V246L28 245L30 248H31V246L30 245H32V244H30ZM36 244H38V243H36ZM58 244H56V245H58ZM92 244H98V248H101L100 250L99 249H97V250H99V252L97 251L96 253H94V252H92V250L94 249V247H92L91 245ZM111 244V245H112ZM189 244V246H191ZM201 244V243H200ZM2 245V247H3V243L1 244ZM1 245H0V247H1ZM12 245H9L10 247V249L11 250H13V248L14 247H12ZM16 245V244H15ZM19 245V246H20ZM45 246H46V244H44ZM48 245V244H47ZM53 245V244H52ZM65 245H67V244H65ZM79 245V244H78ZM95 245V246H96ZM118 245V244H117ZM116 245V246H117ZM124 245V246H125ZM180 245V244H179ZM188 245V244H187ZM193 246H194V244H192ZM199 245V244H198ZM26 246H23V244H22V249L23 248H25ZM34 246V247H33ZM33 248H35V246H37V247H39V246H41V244H39V246L38 245H34L33 244ZM43 246V245H42ZM64 246V245H63ZM71 246V245H70ZM91 246V247H90ZM125 246V247H126ZM172 246V245H171ZM5 247L6 248H8L7 246H6V244H5ZM76 247H77V245H76ZM165 247V248H164ZM173 247V246H172ZM179 247H181V246H179ZM196 247H198L197 245H196ZM196 247H194L193 249H195ZM4 248V247H3ZM2 248V249H3ZM5 248V249H6ZM15 248H17V247H15ZM30 248H28V249H30ZM52 247H50V249H51ZM61 248H64V247H61ZM112 248H114V250H115V246H112ZM192 248V247H191ZM200 248H202V247H200ZM199 247L197 248V249H200ZM18 249H20V248H17V250ZM22 249H20V250H22ZM26 249V248H25ZM41 249V248H40ZM53 249H57V248H52V250ZM59 249V248H58ZM66 249V248H65ZM68 249V248H67ZM66 249V250H67ZM71 249V248H70ZM188 249V248H187ZM186 249V250H187ZM190 249V248H189ZM11 250H9V251H11ZM17 250L15 249V252H14V254L16 255H18V253H17ZM19 250V251H20ZM38 250H39V248H38ZM38 250H36V251H38ZM50 251L51 253H53V252H56V251ZM61 250V249H60ZM110 250V249H109ZM122 249H120V251H121ZM136 250H138L137 252H139V255L138 254H136ZM173 250V249H172ZM171 249H170V251H172ZM191 250V249H190ZM9 251H7L6 250V252H9ZM18 251V252H19ZM23 251V250H22ZM25 251H27V249L25 250ZM24 251V252H25ZM31 251H35V250H31L30 249V251H28V255H29V252H30V254H31ZM42 251V250H41ZM44 251V253L46 252V250L44 249L43 250ZM42 251V252H43ZM46 252V253H48V255H46V254H42V252H39V253H41V254H39V255H41V256H39V257H42V258H44L43 256L45 255L46 257L47 256H49V253L50 252ZM70 251V250H69ZM94 251V250H93ZM110 251H113V250H110ZM116 251H117V249H116ZM115 251V252H116ZM191 251H193L194 252V250H191ZM198 251H201V250H198ZM205 251V250H204ZM204 251L202 252L203 254H204ZM5 252V251H4ZM12 252V251H11ZM105 252V251H104ZM165 254V255H163V253ZM196 252H197V250H196ZM65 254H62L63 256V259L65 258L64 256H69L70 254V252H64ZM106 253V252H105ZM112 253V252H111ZM110 253V254H111ZM120 253V252H119ZM120 253V254H121ZM191 253V252H190ZM189 252H188V254L187 255H189L190 254ZM195 253V252H194ZM193 253V254H194ZM198 254L200 253V252H197ZM202 253H201V255H202ZM205 253H207V252H205ZM10 255H11V253H9ZM14 254H13V256H14ZM19 254H20V252H19ZM25 254H26V252H25ZM33 254V253H32ZM31 254V255H32ZM56 254V253H55ZM95 254H96V256H95ZM98 254V255H97ZM196 255V260L198 261L199 260V262H200V259H198V256L199 255ZM209 254V253H208ZM207 254V255H208ZM8 255V254H7ZM7 255H5V256H7ZM9 255V256H10ZM35 255H36V252H35ZM34 255V256H35ZM43 255V256H42ZM53 255V254H52ZM113 255H115V253L114 254H112V256ZM173 255V256H172ZM200 255V256H201ZM205 255V254H204ZM203 255V257L206 259V255L204 256ZM4 256V257H5ZM13 256H12V258H13ZM20 256L21 257H23L21 254L19 255V259H22V258H20ZM24 256H26V255H24ZM33 256V255H32ZM37 256V255H36ZM51 256V255H50ZM59 256H60V254H59ZM76 256V255H75ZM84 256V255H83ZM118 256V255H117ZM120 256V255H119ZM170 256H172V257H170ZM190 256H191V258H192V256L193 255H191L190 254ZM199 256V257H200ZM225 256V255H224ZM11 257V256H10ZM16 257V256H15ZM28 257V256H27ZM27 257H26V260H27ZM39 257H37V258H35L34 257V259H38ZM73 257V256H72ZM72 257H70L71 258V260H72ZM77 257V256H76ZM78 257H79V255H78ZM82 257V256H81ZM106 257V256H105ZM114 257V256H113ZM179 257H181V256H179ZM179 257H177V258H179ZM193 257H195V256H193ZM202 257V258H203ZM222 258H223V255L221 256ZM6 258V257H5ZM33 257H30L29 259H32ZM61 258V257H60ZM73 258H75V257H73ZM151 258V259H150ZM163 258V259H162ZM3 259V258H2ZM8 259V258H7ZM11 259V258H10ZM18 259V258H17ZM29 259L27 260V261H29ZM59 259V258H58ZM62 259V258H61ZM81 259H83V258H81ZM86 259V260H85ZM106 259H107V257H106ZM181 259V258H180ZM185 259V258H184ZM204 259V260H205ZM6 260V259H5ZM9 260V259H8ZM12 260H14V259H12ZM11 260V261H12ZM55 260H57L56 258H55ZM54 260V261H55ZM70 260V259H69ZM77 260V259H76ZM78 260H80L79 258H78ZM102 260V259H101ZM104 260H105V258H104ZM107 260H109V258L107 259ZM106 260V261H107ZM115 260H116V258H115ZM152 260H155V261H152ZM192 261H193V259H191ZM195 260V261H196ZM209 257H208V262H209ZM15 261V260H14ZM21 261V260H20ZM22 261H24V260H22ZM27 261H26V263H27ZM36 262H38V260H35ZM40 261V260H39ZM50 261V260H49ZM72 261H75V260H72ZM71 261V262H72ZM92 261V262H93ZM103 261V260H102ZM122 261H124L123 259H122ZM126 261V260H125ZM124 261V262H125ZM158 262V263H155V262ZM196 261V262H197ZM7 262V261H6ZM6 262H4V260L2 261V262H0V264H8V263H6ZM43 262H44V264H45V261L43 260ZM42 261H41V263L40 264H42L43 263ZM60 262H63V261H60ZM60 262L58 261V264H60ZM70 262V263H71ZM90 262V263H89ZM101 261H99V263H100ZM198 262V263H199ZM203 262V261H202ZM202 262H200V263H202ZM206 262H207V260H206ZM207 262V263H208ZM13 263H15V262H13ZM23 263H25V262H23ZM22 263V264H23ZM29 263V262H28ZM31 264H33L34 262H30ZM29 263V264H30ZM50 262H48V264H49ZM73 263V262H72ZM71 263V264H72ZM84 263H82V262H80L79 264H84ZM94 263V262H93ZM133 263V262H132ZM199 263V264H200ZM205 263V262H204ZM206 263V264H207ZM17 264H21L20 262H18ZM35 264H37V263H35ZM53 264H56V263H53ZM64 264H67V262L64 260ZM68 264H69V262H68ZM196 264V263H195ZM203 264V263H202ZM209 264V263H208ZM262 264H264V260H263V263Z\"/></svg>",
	"mask_w": 264,
	"mask_h": 264
}]
</instances>
